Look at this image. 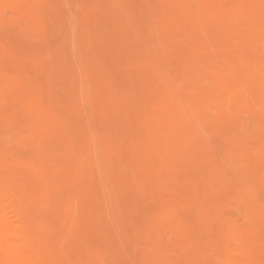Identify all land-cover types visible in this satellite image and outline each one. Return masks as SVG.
Listing matches in <instances>:
<instances>
[{
  "label": "bare ground",
  "instance_id": "bare-ground-1",
  "mask_svg": "<svg viewBox=\"0 0 264 264\" xmlns=\"http://www.w3.org/2000/svg\"><path fill=\"white\" fill-rule=\"evenodd\" d=\"M7 1V0H6ZM6 1L4 2V1H1L0 0V2H2V5H3V3H5L6 4ZM9 1V0H8ZM11 2H12V4L13 5H8V3L6 4L7 6H10L9 8L11 9L12 8V11H13V9H14V7H17V11H15L16 10V8L14 9V11L13 12H17V16H18V13H21V17H23V16H25V17H23V18H25V19H27V21H25L26 22V24H25V22H23L25 25H27L28 24V22L29 21H31V24L32 23H35V22H37V24L35 25L34 24V27L36 26V28L38 29H41L40 27L42 26V29H43V26H44V24L42 25V23H44L43 22V15H45V17H46V12H44V14H43V10H42V8L44 7H46V6H44V5H46V2L44 3V5H43V1H41V2H39V3H33V0H10ZM49 3L51 2V1H49V0H47ZM90 1V0H89ZM107 1H109V0H107ZM132 1V0H131ZM143 0H141L140 2H142ZM150 1V3H151V1H152V4H150L149 5V7H154V8H146V7H148L147 6V4L144 6L143 5V2H142V5L141 6H143V7H145V9H147L148 11V13L147 14H145L146 16H149V15H151V13H152V16L151 17H153V19H152V21H150V25H148L149 23H148V18L145 16V18H146V20L144 21V20H138V19H136V17H135V19L133 18H131L133 21L135 20H137V22L138 21H141V22H139V25H141V26H137V25H134V24H132V25H130V21L131 22H133L132 20H130V19H128L131 15L130 14H128V16H127V13H128V11H127V9H125V7L127 8V4H125V3H127V2H125V0H112L110 3H107L106 4V10H104L105 9V7L103 6V5H101L103 2H102V0H98V1H95V0H93V2H95L96 4H94L93 6L95 7H97V9H96V11H94V12H96L95 13V15H93L94 17H96L97 15L96 14H99V13H101L100 11H98L99 9V7H100V9L102 10V8L101 7H103V10H104V13H101V15H99L100 16V19H101V16H102V14H104V16H105V19H106V21H105V24H104V29H106V27H105V25H106V22H107V19H109L110 21V24H111V30H113L114 31V33H115V36H111V38L108 40V38H109V35H108V33L106 34V32H108V31H106V30H108V29H106L105 31H104V34H106V35H108V38H107V40L109 41V43L108 42H105V43H103V41H104V39H102V41H101V43H103V45L105 44V45H107V44H109L110 45V47H109V51H108V57L106 58V54H105V52L104 53H101V49H103V48H101L100 47V45L101 44H99V45H97L96 46V44L98 43V41H95V40H98V39H100L99 37H101L102 38V36H98V39H95L96 37H97V35H96V33H94L95 34V36L96 37H94L93 38V40H91L92 39V37H91V35H90V37H91V39H88L87 41L84 39V38H82L83 40H84V43L85 44H82L83 42H82V39H80L79 37L80 36H82V35H84V32H83V34H81L80 35V33H81V31H80V28L82 29H84V27H86V25H89L88 23H87V21L89 22V18L90 17H87L88 15H86V17L88 18H85L84 19V15L79 11V9H81L80 8V6H78V5H80V4H76V5H73V6H75V7H73L72 9H73V11H76L75 10V8H77L76 6H78L79 7V9H78V11H77V13L78 12H80V14H78L79 15V17H78V15L75 13V12H73V18H74V22L72 23V25L74 24V23H76L75 25H77L78 23H79V21H81L82 22V26H80L81 24L79 23V25L78 26H80V28L79 27H77L76 26V28L78 29V31H77V33H79V35L77 34H75V29L76 28H74V25H73V27H72V25H71V22L73 21V19H72V21H70L69 23V25H71V29H69L70 28V26L69 27H67V26H65V28H62V32L66 29V27L68 28V30H70L71 31V33L73 34V39L71 38V36H69L68 38H71V40L73 41V42H75V40H77V37H74V34H75V36H78V42H76L77 43V46L79 45V44H82L83 45V48H81L80 50H81V52H78V54H76V58L74 57L75 55H74V52H72V53H70L71 55L73 54L74 56H71L72 57V59L70 60V61H68V59L69 58H71L70 56H69V54H67V53H64V54H62V56L64 55L65 56V59H64V62L66 61V56L68 55L69 56V58H67V63H64L65 64V70L64 69H62V70H64V72H62V75H60V76H63V78L65 79H63V81H66L65 83H63V81L62 82H57V80H60V79H58L56 76V81L55 82H57V83H55L54 82V85L53 84H50L49 86L51 87L52 86V88L51 89H53V88H55V84H58L57 86H56V88L57 89H61V87H62V89H61V91H64V95L65 96H67V98L68 99H70L71 100V103L73 104L76 100H78V102L80 103V104H77V105H81V102H87V101H89V100H93L94 101V99H96L97 101L98 100H103V102L104 101H106V103H108L110 106H111V108H113L114 107V109H111L110 108V106L108 105V109H104V108H102L101 110H103L104 109V112H103V114L104 113H106V112H110V111H114L115 110V107H116V109H117V107L119 108V109H117L118 111L123 107V109H125V112L127 111L129 114H132L133 113V115L131 116V115H127V113H125L124 112V110H120L119 111V113H121V114H123V115H121V114H119L118 113V115H120V116H122L121 117V121L117 124V122H116V125H122L121 126V128H119L118 126H116L115 124H111V126L113 125L114 127H118V130H117V128H114V127H110L109 128V130H110V132H113L114 130L116 131V132H119V134H120V136L119 137H121V138H123V135H121L122 133L124 134V131H126V136H128V139H129V133H133V134H135V132H137V131H134V130H138V132H139V130H140V133H141V135L143 136V134H142V132H144L145 131V136H143V137H138V132L135 134V135H133V136H135V137H131V135H130V140H128V141H130V142H132V144L130 143V142H127V140L125 141V139H122V140H120L121 138H119L118 139V141L119 142H117L116 143V139H114V137H113V139H112V137H111V135L109 136L108 134H110V132L107 130V127H105L104 126V124H103V126L101 125V126H99V124H97V126L96 125H93L94 126V128L93 129H95V130H97L96 132H95V130H92V131H94V132H92L90 129H89V127L87 126V124L85 123V121L86 122H89L90 120H91V116H89V110L90 109H92L93 108V110H94V108H95V106H93V103L95 104H97L98 102L95 100V102H92L91 101V103H92V106H90L89 105V109L87 110V109H84V111L82 110V111H79L78 109H83V108H81L83 105H85V104H83V105H81V106H79V108L77 109L78 111V115H88L89 116V119H88V117L86 116V117H84L83 116V119L85 118L86 120H84L83 121V119L82 118H80V117H82V116H80V117H78V115H77V113H76V115H77V117L76 118H74V115H72L73 116V120H74V123L72 122V119H69V120H67L66 119V121H63L62 119H60L61 117V114L63 113V112H65L66 114H63L64 116H66L67 118L69 117V118H72V116H69L68 114H67V110L68 109H70V107H68V104L69 103H65L64 102V104H66V106L68 107V109H67V107H63V104L61 103L62 102V100H66V99H64L63 97H61L62 98V100H60V105L62 104V107L60 108V109H62V108H64V110H66V111H63L62 113H61V111H60V109L59 110H57V111H55L54 113H52V109H51V112H50V110L48 109V108H45L46 107V103L48 104V103H50V98H51V96H53L52 94H54L55 95V93H60L59 91L58 92H56V88L55 89H53V92H54V90H55V92L54 93H51L50 95L51 96H49L48 97V99L46 100L45 98H47V97H45L46 95H43V97H45L44 99V101L43 102H45V103H42V101H40L41 99H42V97L41 98H39V96L41 95V94H39V92H37V90L39 91V89H35V88H40V89H42L43 88V86L44 85H46V83H43L42 85L40 84V83H38V82H36V78H34V79H32L31 78V76H33V74H34V71H32L29 67H24V68H22L21 70H20V72L18 71V72H16L17 73V76L15 75V77H13L11 74H9V72L8 71H10L11 69H13V64H10V68L11 69H9V70H7L6 71V73L4 72V70H3V67L5 66V65H3V67L0 65V97L4 100V98L3 97H7L6 99H5V102L0 98V170H1V167L3 166V167H7L8 166V162H9V160L8 159H10V161H12V159H11V157L10 158H7L6 157V155L3 157V153L6 151L7 153H8V149H10L11 148V150H12V148L14 147V148H16L15 150H18L17 148L18 147H15V145L12 147V146H10V145H8V147L9 148H7L6 147V145H7V140H9V139H7L6 138V136H7V134H8V132H13L14 134H16L15 132V130H17V129H15V128H17L18 127V129L22 132V128H26L27 126H24V124L23 123H25L26 122V118H27V121H29L28 120V118H30V123H31V125L33 126V129H35L36 131H38L39 133H43V134H40L41 135V137H40V135H38L36 132H35V130H33L34 132L32 133L33 135H35V136H37V138H38V140H39V142L42 144H40L39 146H42V148H44V150H46L47 149V147H45L46 146V144H47V142H48V140L47 139H49V136H50V139H49V144H50V142H52V140L51 139H59L58 141H61L60 143H62L61 145H62V149H61V151L63 150V152L62 153H60L59 155H58V152H56V153H53L54 151L53 150H55L54 148H53V146L51 145V147L53 148H51L52 149V153H51V149L49 148L48 149V156L50 155V154H54V156H55V159L56 160H58V158H59V160H60V158H62V160H60V161H58L59 163H57L58 164V166H59V164H60V166L59 167H61L60 169H61V172H65L66 171V169L64 170V169H62V167L63 168H67V169H69V171H66L64 174L62 173V175H61V178H62V176H63V178H62V180H61V178L59 177L60 175L59 174H61V172H60V169H58V167H57V164H56V167L55 166H52L51 167V171H53L52 170V168L56 171V169L58 170V172L59 173H57V174H53V176L54 175H57V177H59L58 179L60 180L59 182H60V184H63L62 185V187H60V185L59 184H57V183H59L58 182V179H55L54 180V178L56 177H51V179H53L54 181L53 182H51V183H49L48 184V179L47 178H45L47 175H48V173H47V171L45 172L44 170H42V169H40L39 168V166L38 165H41V164H39L40 162H44L45 161V158H46V161L48 160L47 159V157H45L44 155H40L41 157V161H39V163L37 164V162H38V158H36L35 159V157L33 158L32 157V155L30 156L29 155V152L27 153L29 156H26V160H24L25 159V156H24V158H21V157H18V158H16L15 160H13L14 162H16L18 165H20V166H18V167H21V169L20 168H13L11 171L12 172H15L16 170V172H15V175H16V173L18 172V175L19 174H21L20 176H22V177H24V175H22L23 174V172H25L26 170H28L29 172H31V174H30V176H29V178L30 177H34L35 179H36V183H38V180H39V182L40 183H38V185L39 184H41V186L42 187H45V185H46V187H47V185H52L53 187L54 186H57V185H59V186H57L58 188L60 187V188H64V184H67V186H68V184L70 183V180L71 179H67L66 177L64 178V175H66V176H68V178H72L74 181H72L73 182V184H72V182L69 184V187L70 186H72L71 188L73 189V191H72V189L70 188V190H68L69 189V187H65V189H61L62 191L63 190H65V194H63L62 196L63 197H61V194H62V192L60 191V189H59V191L60 192H54L53 191V189H55V187L54 188H52V186H51V189H52V192H54V194L53 195H56V197H58L59 195H57V193H60V196L57 198L58 200H56V197L55 196H49L51 193H49L50 192V188L49 187H47L48 189H45L44 188V192L42 191L43 190V188H41L42 190H41V192L43 193H41L42 194V196L41 197H39L38 196V200H40V202L39 203H41V204H44V203H47L48 201L47 200H49V197H52V198H54V199H51L50 198V200H54V201H52V202H56V203H59V200L62 198L63 199V201H64V203H62V204H59V205H57V206H59V208L61 207V206H65L63 209H62V211L61 210H59V211H57V209H58V207H56V206H54L52 203L50 204L51 206H52V209L55 207V208H57L56 210H54V211H57V213H60V216L62 217L61 219H65L64 217H66V219H68L69 221H67L66 219V221L65 222H61V223H66V222H69V226H68V228L67 227H65L64 225V229H66V231L64 232V233H66L65 234V237H62V239L63 238H65L64 240H67L66 238H68V244L69 245H71L69 242L71 241V243H73L72 245H74V243H76V241L75 240H72L71 238H69L68 236H70V237H72V235L73 236H75L76 237V235L78 234V233H80V235L81 234H83V235H87V232H89L88 234H90V237L92 236V238H94V236H97L98 234H99V231L101 232V230H100V223H101V221H100V223L98 222V220H96L98 217H96L100 212H101V210L103 209V212H104V208H105V206H106V203H108V205H111L112 207H114V211H115V208H116V210L118 211V213H120L119 215H121L122 213H123V211H122V209L123 208H119V206L120 205H118L119 203H123V202H121V200H120V202H117V201H115L116 199H117V196H118V192L117 193H115V192H113V191H110L111 189V185L112 184H110V188H109V186H108V184L110 183L108 180H106V179H104V180H101V183H100V181H99V179L100 178H98V177H100L99 176V174L101 175L102 173H99L98 171H100L101 169L99 168L100 167V164L99 163H101V161L102 160H100L99 159V157L97 156V153H96V158H98L97 160H96V158H94V157H92V153L90 154V150H91V146H93L94 144V142H95V144H96V149H98V143H97V140H98V138H99V135L101 134L102 135V133H103V130H104V132H105V130L107 131V132H109V133H106L110 138H109V140L111 139L113 142H110L109 144H108V138L107 137H105L106 138V140H104L103 139V142H101V141H99L100 142V149H98L99 151H97L98 153H100L101 155L100 156H102L103 155V161H102V163H106L105 161H110L109 163H110V165H112V163H113V165H112V168H113V166L115 167V166H117V164H119L118 162L116 163V160L118 159L119 160V162H121L120 161V158L121 157H124L125 156V158H127V160L125 159L124 161H125V169L127 168L128 169V167L130 166L131 168H132V166L134 167V168H136L137 167V172L139 171V172H141L142 171V173H137V176H139V178L141 179V181H140V184H142V186H144V185H147L149 182H146V181H149L151 178H153V176H152V173H154V172H152L151 173V171L150 170H153V171H156L157 170V168H156V165H157V167H160V165L162 166V165H164L163 167L166 169V165H169V170L171 171V172H174V170L177 172H174V174L173 173H170V171H169V175L171 174L172 175V177L173 178H176V176H177V178L175 179V181H173L174 179H172V178H169L168 176H166L167 178H169L168 180H167V178L165 179L166 181L165 182H167L168 181V183H169V185L172 183V184H174L173 182H176L178 179H184V181H186L185 179H187L188 181H187V183L186 182H183V180H182V182H183V184L184 183H186V184H189V185H186V186H183V185H181V181L179 182V181H177L174 185L175 186H177L176 184H178V185H180V188L177 186V188L176 187H174V185H173V187L174 188H176V189H180V190H182L181 188H184V190L186 191L185 192V195H186V193H187V191L190 189V187H191V189H193V190H190V191H192V192H188L189 194H187L188 195V199H190L191 197H193V198H191V199H193V203H195V197L194 196H192V195H195V193L196 192H198V194H199V197L196 199V204H195V206L191 203H186V200H187V197H183L184 199H182V200H184V201H181V198H182V195L184 194V190L183 191H181V192H183V193H180V190H179V193H178V191H176V189H175V192H177V197H179L180 196V199L178 198V200H174L173 198L175 197V199H177V197L176 196H174V194H173V198L171 199V196H168L171 200H167V199H169V198H167L166 200L168 201L167 203H166V205L164 206V205H162V204H158L159 202L160 203H164V202H161V201H159L160 200V195L162 196V194H161V188H158V186L160 185V183L158 184L157 182L160 180V178H159V180H157L156 182L154 181V184L156 183L157 184V186H154V184H150L151 186H152V188L154 187V190L156 189V188H158V189H160V190H157L156 189V191L157 192H160V194L159 193H157L156 191V193L157 194H159V195H155V194H153L154 196H156V197H154V199L157 201V197H158V203L157 202H153V199H151V201H152V203L151 204H154V203H157L156 204V206L154 205L153 207H156L157 208V210H158V208L159 207H161V208H159V209H161V210H158L159 212L158 213H156L157 212V210L155 211V209L154 208H152V209H154V212L156 213L155 215L153 214V210L151 211V213H152V215H148V216H151L150 218H151V220L149 219V217H147V214H150V211H149V213H148V210L147 211H145V212H147V214H145L146 216V219L144 220L145 221V223H146V220H147V218L149 219L147 222L148 223H146V227H144V225H145V223H144V221H143V219H144V216H143V219H141V222H142V224L141 225H137V223H133V222H130L129 220H131L132 218H128L127 216H129V214H132L133 215V217H134V211L136 212L135 213V215H139V219H136V222H138V220L140 221V215H141V212H143V211H141V209L139 210V209H137L138 208V206H136V204H134L135 203V201L137 200H135L134 198V196H132V195H138L139 193H141V192H138L137 194L136 193H130L131 191H133V188L134 187H137L136 189H138V187H139V185L138 184H136L135 182L133 183V182H131V183H133V185L134 184H136V185H134V187L132 188L131 186H133L131 183V190H130V192H128V193H130V195H129V197H131V198H129V200H130V203H132L133 205H134V207L136 208H134L133 209V205L131 206V204H129V211L127 212V216H122V219L124 218V219H126V218H128V219H126V220H128V221H126L127 222V224L125 223V225H126V228H124L125 227V225L123 224V222H125L124 220H122L121 221V223H122V225H124V226H122L126 231H127V233L130 231V230H133L134 228V230L133 231H135L136 229L138 230H136L138 233L137 234H140V232H142L141 234L143 235V238H142V241H143V239H144V241L143 242H147L148 240H146V237L148 236L149 237V239H151V241H148L147 243H143L142 241V243H143V245L142 246H144V247H142V249L139 247V245H138V243H136L135 245L133 244V243H131V241L133 240V241H135V240H140L141 239V236H139L140 238H136V235H134V234H132V231H130L129 232V234H127L126 233V231H122V232H125V233H123V234H125V236L124 237H126V235H131L132 234V236H133V238H134V236H135V238L136 239H133L132 238V236H130V238L127 236V240L125 241V239H124V244H126V245H124V246H126L125 248L124 247H122L121 245H123L122 244V242H123V240H121L122 239V236L121 237H119V240H117V245H118V241H120V243H121V245H119L118 247H117V245H115L116 243H114V242H116L115 240L114 241H112V240H110L111 242H109L108 240L109 239H116V237L115 236H113L112 237V235L114 234V235H116V234H118L119 232H116V233H113L114 231H113V228H112V230H111V233H112V235H109L110 234V232L109 231H107V229L108 230H110L111 229V226L113 227L114 225H111V226H108L109 225V223H107L106 224V221H104V220H106L107 218H106V216H108V215H104V216H100L102 213H100L98 216H99V220L102 218L103 219V221H102V223L103 222H105V223H103V225L105 224L106 226H105V228H106V230H104L105 228L103 227V231H102V233L101 234H99V235H101L102 236V234L104 233V232H106L107 233V235L109 236L108 238H107V235H106V233H104L103 234V237L104 236H106V237H104L105 239L103 240L102 238H100L101 239V241L97 238V237H99V236H97L96 238V241H100L99 243H101L102 242V240H103V242L105 243V241H106V239H108L107 241L109 242H107L106 241V243L107 244H109V246H108V248L109 247H112L113 248V246L115 245L116 246V248H121V250L119 249H114L113 248V250L115 251V253L113 252V251H111V249L109 248H107V244L105 245L104 243H103V245L104 246H106V248L103 246V245H99V244H94V246L93 245H90V249H92L91 248V246H93V248L94 247H96V245L98 246V248H100V249H98L97 247V249L98 250H101V248L103 249V248H105L106 250L108 249L109 250V252H113V253H111V256H112V254H114L113 256H115V254H116V251H121L122 252V250L124 251V249H125V251H124V253L123 254H125L126 253V250H130V251H132V252H129V254H128V251H127V253H126V255L128 254L129 255V257H127V259L128 258H130V262H126V261H129V260H126L125 261V263H130V264H134V262H136V261H134V260H132V259H134V257L135 258H137V262H136V264H264V254H263V249H264V243L262 244V241L263 240H259V241H261V245H260V243H258L259 241L258 240H256V238H260V236L259 235H264V107L262 108V106H260V105H262V104H264V78L262 79L261 77V79H259L258 77H257V75H256V71H254V69H255V67H254V63H252L253 62V59H251V57L250 56H248L247 57V55L245 54V53H247V52H245V53H243V51L241 52V53H239V54H237L236 56H235V54H234V57L232 58V59H229L228 57V59L226 58V52H223V51H225L224 49H226L225 48V46H224V48L222 47V49H223V51H222V53H224V54H222V55H226V56H222V57H217L216 59H214L215 57V55L213 56V54H214V50L213 51H211L212 53V55L211 56H213L211 59L209 58L210 57V55H209V53H207V52H205L206 50H204V47H205V49H207V51H208V46H207V44L205 43V41L204 40H202L201 39V37H200V33H199V31H200V29H199V27L201 26V28H202V26H204V27H208V26H210V27H215L214 25H216V26H220L221 28H222V30H224L225 29V31H226V34H227V36H226V38H227V40L229 39V37H231L233 34H235V33H233V34H231V31L233 30V31H235V29H237L236 28V26L237 25H239L241 28H240V34H239V37H240V43H238L242 48H244V46L245 45H249V46H252V45H254V47H256L257 48V46L256 45H258V44H260V43H257V41H259V39L260 38H263L264 39V0H237L238 1V3H240L239 5H236L235 6V4L237 3V1H235V4H233V2L234 1H232L231 3L233 4V6H232V4L231 3H229L231 6L226 10V9H224V10H226V11H223V8H222V6H221V4H220V0H197L198 1V3L196 4V6H195V4L193 3V0H147V1H144V2H146V3H148ZM194 1H196V0H194ZM231 1V0H230ZM10 2V3H11ZM72 2V1H71ZM91 2V1H90ZM89 2V3H90ZM134 2V1H133ZM137 2H139V1H137ZM217 2V3H216ZM227 2V1H226ZM80 3V2H79ZM84 3H88V0L86 1H84L83 2V4ZM88 3V4H89ZM237 3V4H238ZM81 4H82V1H81ZM83 4H82V6H83ZM87 4V5H88ZM126 6H125V5ZM132 4H135V3H132ZM139 3H137L136 5H138ZM225 3H223V5H224ZM228 3L226 4V5H229ZM6 5H4V10L3 11H6ZM42 5H43V7H42ZM56 5V4H55ZM66 5V4H65ZM87 5H85V6H87ZM123 5L125 6L124 7V9L126 10L125 12H126V16H125V12H124V9L122 8L123 7ZM136 5L135 6H133V9H134V7H136ZM152 5V6H151ZM13 6V7H12ZM51 6V5H50ZM139 6L140 5H138V7H137V11L140 9L139 8ZM70 7H71V5H70ZM91 8V5L89 4V6H88V8ZM94 7L92 8V10L94 9ZM9 8H7V9H9ZM48 8V7H47ZM47 8H45L46 10H47ZM139 8V9H138ZM142 8V7H141ZM226 8V7H225ZM19 9V10H18ZM71 9V8H70ZM123 9V10H122ZM151 11H150V10ZM1 10V9H0ZM42 10V11H41ZM49 10H51L52 11V9H49ZM136 10V9H135ZM134 10V11H135ZM8 11V10H7ZM71 11V10H70ZM150 11V12H149ZM12 12V13H13ZM48 12H50V11H48ZM47 12V13H48ZM86 12V11H85ZM136 12V11H135ZM139 12V14H136V13H138ZM138 12H136L135 14L137 15V16H143V14L142 13H140V11H138ZM142 12V11H141ZM7 13V12H6ZM53 13H54V11H53ZM144 13H145V11H144ZM49 14V13H48ZM74 14H76L77 15V17H76V15H74ZM120 14L122 15V14H124V16H122V18L123 17H127V19L126 20H123L121 17H119L120 16ZM134 14V15H135ZM50 15V14H49ZM47 15L48 17H51L52 15ZM72 15V14H71ZM70 15V18L72 17ZM83 17H82V16ZM92 15V14H91ZM130 15V16H129ZM53 16H54V14H53ZM52 16V17H53ZM5 17V16H4ZM7 17H8V15H7ZM6 17V18H7ZM12 17V16H11ZM14 17V16H13ZM20 17V18H21ZM47 17V18H48ZM50 18V19H44V21L46 20L48 23H46V24H51V23H49L50 22V20L51 21H53L52 19L53 18ZM69 17V16H68ZM75 17H76V20L78 19H80L81 17V19L82 20H77V22H76V20H75ZM118 17H119V19L121 18L122 20H118ZM132 17V16H131ZM18 19H19V17H17ZM17 18H16V14H15V20L16 21H18L17 20ZM70 18H68L69 20H70ZM104 18V17H103ZM124 18V19H125ZM3 19V18H2ZM84 19V20H83ZM99 19V18H98ZM97 19V20H98ZM1 20V19H0ZM5 20V19H4ZM7 20V19H6ZM10 20V19H9ZM21 20H22V18H21ZM69 20H67L66 21V25H67V22L69 21ZM97 20H96V23H97ZM127 20H129V25L130 26H132L131 27V29H129L131 32H132V34H133V32L135 33V34H131L130 33V35H132L133 36V39H134V37L135 36H137L136 38H135V40H134V42H130V40L132 39L131 37H126L127 36V30H128V28L127 29H125V31H123V32H125V34H123L122 35V30L124 29V28H126V27H128V25H127V22H125L126 23V27H124L125 26V23L123 22V21H127ZM3 21V20H2ZM2 21L0 22V24L2 23ZM19 21H20V19H19ZM23 21V20H22ZM34 21V22H33ZM58 21L59 22H57L56 20L55 21H53V23L54 22H57L58 23V25H56L57 26V28H58V26L60 25L59 23H60V21H61V19H58ZM84 21H86L85 23H86V25H85V23H84ZM95 21V20H94ZM99 21H101V23H102V21H103V19H101V20H98V23H99ZM122 21V22H121ZM134 21V22H135ZM235 21H238L239 23L237 24V23H235ZM21 22V21H20ZM20 22H18V23H20ZM65 22V21H64ZM91 22H93L92 21V19H91ZM133 22V23H134ZM144 22H145V24H144ZM14 23V22H13ZM22 23V22H21ZM30 23V22H29ZM57 23H54V24H57ZM96 23H93V28L91 27L89 30L90 31H86V29H85V31L87 32V33H93V31L91 32V30L92 29H94V24H96ZM101 23H99L98 25H97V27L98 28H102V26H101ZM6 24V23H5ZM5 24H2V25H4L5 27H8V25L6 26ZM7 24H8V22H7ZM31 24L29 25H27V27L29 26H31ZM46 24H45V27H46ZM108 24V23H107ZM138 24V23H137ZM10 25H12V24H10ZM84 25V26H83ZM99 25H100V27H99ZM103 25V24H102ZM249 25V26H248ZM3 26V27H4ZM20 26H21V24H20ZM19 26V27H20ZM51 26H52V24H51ZM54 26V25H53ZM61 26V25H60ZM62 26H63V24H62ZM96 26V25H95ZM135 26V27H134ZM144 26H149V27H144ZM242 26H248V28L249 29H246L245 27H243L242 28ZM251 26V27H250ZM11 27V26H10ZM13 27H16V26H12V28L10 29L9 27V31H13V33H14V29H13ZM18 27V28H19ZM26 27V28H27ZM44 27V28H45ZM50 26H47V28H49ZM97 27L95 28V29H97ZM142 27H144V28H142ZM203 27V28H204ZM1 28V27H0ZM17 28V27H16ZM15 28V29H16ZM22 28H24V26L22 27ZM51 28V27H50ZM55 28V27H54ZM73 28H74V33H73ZM87 28V27H86ZM102 28V30H104ZM133 28L136 30H133ZM138 28V29H137ZM140 28H142L143 29V31H142V29L140 30ZM202 28V29H203ZM220 28V29H221ZM245 28V29H244ZM2 29V28H1ZM0 29V31H1V33H2V30L3 31H5V28H3L2 30ZM37 29H35L34 28V30H36L37 31ZM52 29V28H51ZM59 29V28H58ZM60 29H61V27H60ZM60 29H59V31L58 32H61L60 31ZM76 29V30H77ZM149 29H150V32H149ZM24 30V32H25V28L23 29ZM28 30H29V28H28ZM30 30H32L33 31V29H32V27H30ZM29 30V31H30ZM44 30V29H43ZM47 30H49V29H47ZM53 30V29H52ZM57 30V29H56ZM56 30H54L53 31V33H55V31ZM99 29H97V31H98ZM101 30V29H100ZM99 30V34H101L102 35V31H100ZM129 30H128V33H129ZM137 30H138V32H137ZM144 30H146V31H144ZM70 31H67V33L69 34L70 33ZM96 31V30H95ZM121 31V33L119 34V32ZM140 31V32H139ZM217 31H219V28H218V30ZM20 29H19V32H18V29H16V34H17V36L19 35V36H21L20 35ZM26 32H27V29H26ZM37 32H39V31H37ZM43 32V31H42ZM41 32V33H42ZM46 32V31H45ZM57 32V31H56ZM61 32V33H62ZM65 32V31H64ZM85 32V33H86ZM142 32V33H141ZM143 32H144V34H143ZM203 32V31H202ZM201 32V33H202ZM208 32V31H207ZM9 33V32H8ZM11 33V32H10ZM9 33V34H10ZM29 33V32H28ZM48 33V32H47ZM50 33V32H49ZM52 33V34H53ZM139 33V34H138ZM190 33L191 34H196V36H198V45L197 44H191V42H190V39L192 38V36L193 35H191L190 37V39L188 38V41H189V44H187L186 45V43H187V36H189L190 35ZM199 33V34H198ZM203 33H205V32H203ZM216 33V32H215ZM215 33H212V34H215ZM221 33V32H220ZM3 34L5 35V32H3ZM9 34H8V36H9ZM16 34L14 33L13 35H15L16 36ZM22 34H24L23 32H22ZM38 34V33H37ZM44 33H42V34H40L39 33V36L41 35V38H44V36H42ZM68 34H65L66 36L68 35ZM94 34H93V36H94ZM98 34V33H97ZM98 34V35H99ZM137 34V35H136ZM226 34H222V36L223 35H226ZM11 35H12V33H11ZM27 35V34H26ZM25 35V36H26ZM29 35H30V33H29ZM34 35V34H33ZM44 35H46L47 36V34L45 33ZM49 35H51V33L49 34ZM54 35V34H53ZM111 35H112V33H111ZM114 35V34H113ZM124 35H126V36H124ZM135 35V36H134ZM145 36L146 38L144 39V37L143 36ZM203 35V34H202ZM204 35H206L207 36V34H204ZM230 35V36H229ZM0 36H1V34H0ZM3 36V35H2ZM2 36H1V38H2ZM8 36H3V37H5V38H7ZM18 36V37H19ZM32 36V35H31ZM38 36V35H37ZM46 36H45V38L44 39H48L47 41H49V38H46ZM84 36H86V34L84 35ZM88 36V35H87ZM138 36H141V38L139 37V39H140V41L137 39L138 38ZM196 36H195V38H196ZM205 36V37H206ZM208 36H210L209 34H208ZM212 36V35H211ZM216 37H220L219 35H215ZM221 36V38H223ZM238 36V35H237ZM49 37H51V36H49ZM89 36L88 37H86V38H90ZM104 37H105V35H104ZM194 37V36H193ZM204 37V36H203ZM233 38L234 37H236V35L234 36H232ZM232 37H231V39H232ZM9 38H10V36H9ZM16 38V37H15ZM29 38V39H28ZM26 37V40H31V38L32 37ZM36 38V37H35ZM67 38V42H69L70 40ZM130 40H129V39ZM214 38V37H213ZM225 38V39H226ZM3 39V38H2ZM8 39V38H7ZM38 39V38H37ZM51 39H52V37H51ZM65 39V38H64ZM75 39V40H74ZM80 39V40H79ZM95 39V40H94ZM138 41H137V40ZM141 39H142V41H141ZM144 39V40H143ZM206 39H207V37H206ZM210 39V40H209ZM207 41H210L211 43H212V39L211 38H209ZM9 40V39H8ZM21 40H25V38H22L21 39V37L19 38V42L18 43H14L13 41H12V43H11V45H10V47H4V48H7V50H12V46H14V45H18V44H20V42H21ZM40 40H43V39H39V41ZM101 40V39H100ZM107 40H105V41H107ZM214 40H215V38H214ZM219 40V39H218ZM221 40V39H220ZM218 41V43L220 44V42L222 43V40L221 41ZM234 40V39H233ZM44 41V40H43ZM53 41H54V38H53V40H52V42H51V40H50V43H53ZM79 41H81V42H79ZM95 41V42H94ZM192 41H193V38H192ZM196 41V40H195ZM234 41H237V40H234ZM262 42V44H263V40H261ZM10 42H11V40H10ZM9 42V43H10ZM31 42H33V41H31ZM37 43V46L40 48V45L39 44H41V41L38 43V41H36ZM71 42V41H70ZM215 42V41H214ZM226 42V41H225ZM224 42V43H225ZM227 42H229L230 43V40H228ZM232 42V41H231ZM76 43H75V45H76ZM96 43V44H95ZM100 43V42H99ZM141 43L142 44H144V46H142L141 45ZM192 43H194V42H192ZM211 43H209V44H211ZM217 43V42H216ZM217 43V44H218ZM228 43V44H229ZM23 44H25V42L23 43L22 42V44H20L21 46L23 45ZM42 44H43V42H42ZM44 44H45V41H44ZM43 44V46H45ZM48 44V43H47ZM46 44V46L45 47H48V45ZM56 44V43H55ZM215 44V43H214ZM217 44H215L216 45V47H218V46H220V45H222V44H220V45H217ZM236 45H238L237 43H235ZM53 45H54V43H53ZM74 45V46H75ZM139 45H141L142 47H143V50H142V48H141V46H140V48H141V50H142V52H144V51H146V50H148V51H146V53H147V55L149 54V51L151 50V54H152V56H151V54H149L148 56H149V61L147 60H144V62H142V57H143V53L141 54V56L142 57H140V60H141V62L142 63H140V61H138V63H136V64H133V63H135V61L134 60H132V58L131 57H133V56H136V55H134L135 53V51L134 52H132V56H131V52H130V50H129V53H130V55L128 54V47H130V49H132L131 47H133V50H134V48L137 46V47H139ZM152 45H153V47H152ZM178 46V47H176L177 48V50H176V48H175V46ZM180 45H182V46H180ZM211 45H213V44H211ZM261 45V44H260ZM26 46V45H25ZM37 46H35L36 47V50H37ZM50 46H51V44H50ZM58 46V45H57ZM186 48V50L184 49V47ZM231 46L232 45H230L229 46V48H231ZM1 47H2V45H1ZM52 47V46H51ZM72 47H73V45H72ZM72 47H71V49H72ZM79 48L80 47H82L81 45H79L78 46ZM99 47V48H98ZM105 47V46H104ZM175 48V50H174V48ZM180 47H182V49L184 50H182V51H180ZM206 47H208V48H206ZM233 47H234V45H233ZM237 47H239V46H236V48ZM246 47V46H245ZM253 47V48H254ZM261 48V49H259V50H262L263 51V53H264V46L262 47V46H258V48ZM9 48V49H8ZM50 48V47H49ZM48 48V49H49ZM79 48H78V50H79ZM125 48H128V49H126L125 50ZM139 48V49H140ZM152 48H154V49H152ZM173 48V49H172ZM201 48H203V53L201 54V52H200V49ZM212 48V47H211ZM251 48V47H250ZM255 48V49H256ZM263 48V49H262ZM1 49H3V48H1ZM21 49H22V47H21ZM21 49H19V50H21ZM31 49V48H30ZM47 49V48H46ZM52 49H54V53H55V51H60L59 50V47L58 48H56V46L54 45L53 46V48ZM73 49H75V47H73ZM72 49V50H73ZM100 49V50H99ZM222 49H216V50H222ZM238 49V48H237ZM246 49V48H245ZM249 49V48H248ZM254 49V50H255ZM3 50H5V49H3ZM2 50V51H3ZM18 49L16 50V52H15V55H13V56H15L16 57V54L17 53H20V51H19ZM25 51V52H21L20 53V55H22V53L24 54L25 53V55H26V57H24L25 59L24 60H27L28 58H27V56H29V57H31V58H29V59H31L32 60V57H34L33 56V54H30L29 55V53H27V52H29L28 50H27V48L26 49H22V51ZM35 49H34V51H36ZM72 50H70V51H72ZM79 50V51H80ZM137 50H138V48H137ZM178 51L179 53H177V57L179 56V59H177L175 56H176V53L174 52V51ZM210 50V49H209ZM251 50V49H250ZM258 50V49H257ZM19 51V52H18ZM34 51H30V53L32 52V53H34ZM48 51H51V50H48ZM75 51V50H74ZM77 51V50H76ZM102 51H104V49L102 50ZM124 51H127V52H125V54L127 55V58H124ZM173 53H172V52ZM240 51V50H239ZM245 51V50H244ZM246 51H248L247 49H246ZM252 51H253V49H252ZM52 52V53H51ZM50 52V58L49 59H47L46 57L45 58H38L40 61H42V59L44 60H46L47 61V63L50 61V59H54V61H51L50 63H49V65H56V60L59 58L60 59V57H61V55H60V57H59V53H58V55H57V53H56V55H57V59H56V57L55 58H53L54 57V55L52 56L51 54H54L53 53V51H51ZM65 52V51H64ZM68 52V51H67ZM182 52V54H181V56L180 55H178V54H180ZM204 52H205V54H204ZM217 52H219V51H217ZM260 52L261 51H258V53L260 54ZM2 53V52H1ZM9 52H7L5 55H7ZM36 53V52H35ZM42 53V52H41ZM138 53V52H137ZM145 53V54H146ZM175 53V54H174ZM207 53V54H206ZM226 53V54H225ZM235 53H237V52H235ZM28 54V55H27ZM39 55H41V56H43L44 57V55H42V54H44V53H42V54H40V53H38ZM47 54H48V52H47ZM103 54H105V56L103 55ZM257 54V53H256ZM259 54L257 55L258 56V59H260L261 58V56H259ZM262 54V53H261ZM1 55H3V53L1 54ZM24 55V56H25ZM102 55H103V58H102ZM202 55V56H201ZM218 55H219V53H218ZM12 56V57H13ZM37 56V55H36ZM64 56H63V58H64ZM67 56V57H68ZM38 57V56H37ZM37 57L34 59V60H37ZM129 57L131 58L130 59V61H129ZM1 58H3V56H1L0 57V59ZM17 58V57H16ZM27 58V59H26ZM221 58H223L222 60H220ZM263 58V57H262ZM19 59V61H20V58H18ZM18 59H16L17 60V62H18ZM21 59H23V58H21ZM28 59V61H24V62H26V64L25 65H27L28 63L27 62H29L30 61V64H32L31 63V60H29ZM144 59H147L146 57H145V55H144ZM3 60H4V58H3ZM16 60H12V61H16ZM43 61V63L45 62L46 63V61ZM181 60V62H179ZM5 61V60H4ZM4 61H3V63H4ZM8 61H11V59L10 60H8ZM23 61V60H22ZM22 61H20L19 63H23ZM40 61L37 63V62H35V61H32V62H35V63H33L32 65H38L37 67L36 66H34V67H36V68H39V63H40ZM58 61H60V60H58ZM101 61V62H100ZM133 61V62H132ZM172 61H174V63H177L176 65H173V70H172ZM178 61V62H177ZM258 61L259 60H257L255 63L257 64L258 63ZM1 62V61H0ZM61 62V61H60ZM110 62H115V64L116 65H118V68H119V73H121V76H120V74L119 73H117L118 71H116L115 73H113L114 72V70L113 69H115V68H112V67H115V65H113V66H110L111 67V69H109L108 67L109 66H107V64L108 63H110ZM6 63V62H5ZM10 63H12V62H10ZM16 63V62H15ZM19 63H17V64H19ZM44 63V64H45ZM46 63V64H47ZM262 63H264V61H262ZM1 64V63H0ZM17 64H15L14 66H15V68H16V66H17ZM41 64V63H40ZM43 64V65H44ZM60 64V63H59ZM62 64V63H61ZM150 64H151V66L152 67H150ZM230 64H231V67H233V68H238V70L236 69V70H234L233 68V73L237 76V78H235L236 80H234V78L232 79V76H234V74H230L229 75V73H231L230 72V70L228 69V67L227 68H225V66L227 65V66H230ZM48 65V64H47ZM134 65V66H133ZM149 65V67H146V66H148ZM236 65V66H235ZM241 65H243V66H241ZM258 65L260 66V68H259V71L260 70H264V64H261V62L260 63H258ZM24 66V65H23ZM28 66V65H27ZM63 66V64L60 66V69H61V67ZM135 66H136V69L138 68L140 71H137L136 69H135ZM175 66V67H174ZM40 67H42L41 65H40ZM44 67V66H43ZM48 67V66H47ZM46 67V68H47ZM50 67V66H49ZM52 67V66H51ZM53 67H55V66H53ZM257 67V66H256ZM18 68V67H17ZM45 68V67H44ZM63 68V67H62ZM24 69H27V70H25L24 71ZM30 71H29V70ZM54 69V68H53ZM56 69V68H55ZM59 69V68H58ZM58 69H56L57 71H61V70H58ZM225 69H227V70H225ZM42 71L40 72L41 74H39V76H41L42 78H45L46 76H47V78L50 76V74H52L53 72L52 71H54V70H52L51 72H49V73H47L46 75L45 74H43V71L45 70H43V69H41ZM55 70V72H57ZM136 70V71H135ZM179 71L180 70V75H179V77L178 76H176V74H175V72L174 71ZM229 70V71H228ZM256 70H257V68H256ZM262 70V71H263ZM14 71H15V69H14ZM24 71V72H23ZM171 71V72H170ZM173 71V72H172ZM227 71V74L225 73ZM8 72V73H7ZM12 72V71H11ZM25 72H27V73H25ZM31 72H33V74L31 73ZM38 72V73H39ZM46 72H48V71H46ZM55 72H54V74H55ZM15 73V74H16ZM21 73V74H20ZM27 76H25L24 77V74ZM30 73V74H29ZM44 73H45V71H44ZM65 73V74H64ZM135 73H139V75H137L139 78H140V82L139 81H137V83L138 84H136L135 82H136V80H134L137 76H136V74ZM175 74V76H173L174 74ZM263 73V72H262ZM23 74V75H22ZM28 74V75H27ZM49 74V75H48ZM115 74H117V75H115ZM119 74V75H118ZM14 75V74H13ZM19 75H22V76H19ZM31 75V76H30ZM53 75V74H52ZM229 75V76H228ZM232 75V76H231ZM12 76V77H11ZM36 76H37V80H38V78H40V77H38V75L36 74ZM121 77V79L120 78H118V77ZM124 76V77H123ZM231 76V77H230ZM263 76V75H262ZM21 77H23L22 79H20ZM67 77H68V79H67ZM127 81V79L128 80H130V81H127L126 83H131L132 82V84H131V86H132V88H133V86H135L136 85V87H137V95L134 97V96H130L129 94H127V89H124L123 87H122V85H123V83H124V81H122L123 80V78ZM137 77V78H138ZM24 78H26L27 80H25ZM62 78V77H61ZM127 78V79H126ZM136 78V79H137ZM217 78H218V80H217ZM32 79V80H31ZM50 79V82L52 83V81L53 80H51V79H54L55 80V78L53 77H51V78H49ZM67 79V80H66ZM132 79H133V81H132ZM205 79H206V81H207V79L208 80H210V79H215L214 81H217L216 83L212 80V81H210V82H208L209 83V85H208V83L206 84V83H203V81H205ZM121 80V84H119L120 81ZM139 80V79H138ZM5 81L6 82H8V84H12V89L11 90H7L8 92H10V94H9V97H10V99H12V100H8V95H7V93H6V91H4L3 90V88H2V82L3 83H5ZM25 81V82H24ZM135 81V82H134ZM236 81H238V83L236 82ZM20 83L21 85H20V87H19V84H13V83ZM26 82H29V83H26ZM46 82H48V81H46ZM115 82H117L116 84H115ZM178 82H180V84L178 83ZM60 83H62V85L60 84ZM211 83V84H210ZM212 83H215V86L217 87V91H214L212 88H213V85L214 84H212ZM11 84L9 85L10 86V88H11ZM49 84V83H48ZM4 85H6V83L5 84H3V86ZM28 85H29V87H28ZM30 85H32L31 87H30ZM60 85V87L58 88V86ZM120 85H121V87H120ZM8 86V87H9ZM26 86V89H27V87H28V89H27V91L26 92H29V89L30 90H34L35 92L34 93H37V94H39V96L38 97H36L35 99L37 100V98H39L38 100H37V103H36V101H35V99H33L34 97H32L30 100H28L27 99V97H28V93H24L23 91H24V87ZM49 86H47L46 85V87L48 88ZM54 86V87H53ZM125 86V85H124ZM32 87H35V88H32ZM42 87V88H41ZM45 86H44V88H45V92L43 91V93L42 92H40V93H42V94H44V93H46V94H48L49 92H48V90L49 89H47ZM118 87H120V89L118 88ZM4 88H5V90H6V88H7V86L5 87L4 86ZM9 88V89H10ZM121 88H123V89H121ZM25 89V90H26ZM47 89V90H46ZM50 89V90H51ZM21 90V93H20V95H18L17 94V92L18 91H20ZM49 90V91H50ZM181 91H184L185 93V96H184V94L181 92ZM243 91H244V93H243ZM48 92V93H47ZM50 92H52V90L50 91ZM180 92H181V94H183V95H180ZM30 93H31V91H30ZM29 93V94H30ZM211 93V94H210ZM213 93H216V95L215 94H213ZM57 94V95H58ZM212 94L213 95H215L214 96V98L216 99V98H219L220 99V101L222 102V99L223 100H227V102H228V100H229V103L233 106V108L234 107H238L239 106V104H241V101H240V98L242 99H246V97L247 96H250L254 101H252L251 100V102H253L254 104H256V105H258L257 107H260V109L262 108V112H260V111H258V110H256L257 111V113L256 112H254L255 110H254V106L253 107H248V110H249V112L251 113H254L255 115H254V118L256 117L257 118V120H260V121H258L259 123H254V125H250V126H248V125H246V124H248V123H246V121H243V119H241L242 117V112H241V109H236L235 111H234V109L233 108H230V109H232L233 110V118H231V120H229L228 122H227V117L225 116V119H226V122H220V123H216V121H215V119L213 120L210 116H209V113H207V112H210L211 114H212V111H209L212 107H210V105L208 104V103H210L211 102V100H213L214 98H213V96H212ZM241 94H243L245 97H243V95H241ZM16 95V96H15ZM18 95V96H17ZM32 95V94H31ZM36 95V94H35ZM56 95V96H57ZM63 95V96H64ZM124 95H126V96H124ZM158 95V96H157ZM218 95V96H217ZM241 95V96H240ZM17 97V98H19V99H21L20 101L21 102H26V100H27V102L29 101V104H27L26 106L25 105H23V107L24 108H22V109H19L17 112L16 111H14L13 110V112H15V114H19V113H21V116L22 115H24L25 114V119H22V120H24V122L23 121H21L22 123V125H20V123H19V118L21 117L20 115V117L19 116H17V115H14L13 113H10L8 110L10 109H8V107H13L14 105H13V103H12V101L14 100L12 97ZM37 96V95H36ZM42 96V95H41ZM59 96V95H58ZM64 96V97H65ZM156 96V97H155ZM184 96V99H186V100H184L182 97ZM30 97V96H29ZM28 97V98H29ZM158 97V98H157ZM59 98V97H58ZM92 98V99H91ZM162 98V99H161ZM50 99V100H49ZM57 99V98H56ZM60 99V98H59ZM219 99H218V101H219ZM242 99V100H243ZM250 99V98H249ZM16 100H18V99H15L14 100V102L16 101ZM58 100V99H57ZM214 101V100H213ZM212 101V102H213ZM217 101V100H216ZM246 101H248V99H246V100H244V102H246ZM250 101V100H249ZM248 101V102H249ZM21 102H16V103H20L21 104ZM39 102H40V104H39ZM58 102V101H57ZM67 102V101H66ZM70 102V101H69ZM215 102V101H214ZM225 102V101H224ZM224 102H222V107H223V109H226L224 106ZM256 102V103H255ZM12 104L11 106H8V104ZM15 103V104H16ZM90 103V104H91ZM219 103V104H218ZM252 103V104H253ZM6 104H7V106L8 107H6ZM20 104L18 105V106H20ZM41 104H45V106H43V105H41ZM103 104H105V102L103 103ZM212 106H213V109H214V107L215 106H217L218 105V107H221L220 106V102H217V104L215 103V106L213 105L214 103H210ZM249 104V103H248ZM16 105V106H17ZM50 105V104H49ZM60 105H58V108H59V106ZM224 105V106H223ZM227 106H228V104H226ZM243 105V104H242ZM48 106V105H47ZM73 106V108H75L74 107V105H72ZM86 106L87 105H85L84 107L86 108ZM208 106L210 107V108H208ZM241 106V105H240ZM264 106V105H263ZM57 107V104L55 105V109H57L56 108ZM97 107V106H96ZM104 107V106H103ZM121 107V108H120ZM14 108H15V106H14ZM13 108V109H14ZM18 108H20V107H18ZM101 108V107H100ZM229 108H227L226 110L228 111L229 110ZM241 108V107H240ZM243 108V107H242ZM245 108V107H244ZM47 109V110H46ZM110 109V110H109ZM128 109H129V111H128ZM212 109V110H213ZM216 111H218L219 110V108H217L216 107ZM223 109H221L220 108V110L219 111H222ZM256 109V108H255ZM258 109V108H257ZM15 110H16V108H15ZM49 110V111H48ZM85 110H86V112L88 111L89 113H85ZM93 110L91 111V114H94V115H99L98 117L100 118V116L101 115H103L102 114V112L101 111H99V113H97V114H95L94 112L95 111H97V110H94V112H93ZM106 110H108V111H106ZM117 110H115V112H118ZM232 110H229V112L230 111H232ZM244 110V109H243ZM60 113H59V112ZM71 111H73V109L72 110H68V112H70L71 113ZM76 111V110H75ZM122 111V112H121ZM5 112H6V114H5ZM80 112H82V113H80ZM93 112V113H92ZM224 112H225V110H224ZM223 112V113H224ZM228 112V113H229ZM244 112V111H243ZM248 112V113H249ZM8 113H10V114H8ZM56 113L59 115H56ZM69 113V114H70ZM80 113V114H79ZM228 113H226V114H228ZM247 112H246V115H244V117L245 118H247V114H248ZM90 114V115H91ZM108 116H110L111 117V112L110 113H106ZM110 114V115H109ZM230 114L232 115V113L230 112ZM244 114V113H243ZM13 115H14V118H16L14 121H13ZM113 115L115 116V113L113 112ZM112 115V116H113ZM220 115H223V114H220ZM230 115V116H231ZM111 117L112 118V120L113 121H111V123L113 122L114 123V119H115V117ZM119 116V117H120ZM133 117L132 119L130 118V117ZM135 116V117H134ZM213 116H215V115H213ZM250 117L252 116V115H249ZM63 117V116H62ZM65 117V118H66ZM102 117H104V115L102 116ZM100 118V120L101 121H103L102 119L103 118ZM107 117V116H106ZM106 117H104L105 119H106ZM218 117V116H217ZM114 118V119H113ZM122 118H123V120H122ZM211 118V119H210ZM219 118H221L220 116H219ZM223 118V117H222ZM252 119H254L253 117H251ZM256 118L254 119V120H256ZM21 119V118H20ZM78 119H81L80 121L78 120ZM87 119H88V121H87ZM129 119L130 120H135L136 119V122L137 121H140V123H142V121H143V119L145 120V121H147V123H146V125H144V122H143V124H141L143 127H145V129H141V127L139 128V129H134V128H137L138 126H141L140 124L137 126V127H131V125H128V124H126L127 123V121H129ZM248 119V118H247ZM70 120H71V122H70ZM142 120V121H141ZM221 120V119H220ZM245 120V119H244ZM253 120V121H254ZM16 121H18V122H16ZM68 121L70 122L69 124H67L68 123ZM75 121H79V122H75ZM92 121H94V120H91L90 121V123L89 124H94V123H92ZM100 121V122H101ZM118 121V120H117ZM123 121V122H122ZM250 121V120H249ZM252 121V120H251ZM82 122H84V123H82ZM243 122V123H242ZM246 124H245V123ZM255 122V121H254ZM16 123H19V126L18 125H16ZM29 122L27 123L26 122V124L25 125H28L29 126V124H30ZM77 123H78V125L80 124L81 125V127L82 126H84V128L86 127V129H88V131L90 130V132H86L87 134H86V136L88 137V139H87V137L85 138V139H87L86 140V142H82L83 144H81V141H85V139H83V140H81L80 142H79V144H81L82 145V147H83V145H85V144H87L88 143V145L90 146V147H88V148H90V150L87 148V147H85V148H87L89 151H88V153H89V158H88V160L90 161L91 160V157L92 158H94V160H91L89 163L91 164H89L88 163V160H83L84 159V157L86 156L85 155V151L86 150H84V147H83V149H82V147H81V149H80V151H83L84 150V156L83 155H81V157H79V154L80 153H78L77 151H78V149H76V146H74V141H73V138H71V134L74 132L73 131V128H75V129H77L78 127L77 126H74V125H77ZM99 123V122H98ZM121 123V124H120ZM138 123V122H137ZM16 125V127H15V125ZM88 124V125H89ZM251 124V123H250ZM73 125V127L71 128V126ZM79 125V126H80ZM105 125H106V123H105ZM128 125V126H127ZM222 125V126H221ZM20 126H22V127H20ZM90 126V128H92L91 126L92 125H89ZM95 126H96V128H95ZM125 126H127V127H129L130 126V128H128V129H132V132L130 131L129 133H127V127L126 128H124ZM8 127H9V129L12 127V129H8ZM77 127V128H76ZM104 127H105V129H104ZM21 128V129H20ZM25 128H24V130H25ZM29 130H30V126L29 127H27ZM26 128V129H27ZM84 128H81L82 129V132L84 131ZM97 128H99L100 129V132H98V130L99 129H97ZM15 129V130H14ZM28 129L27 130H25V132L27 131L28 132V134L27 133H25L24 132V134L25 135H27V136H31V135H29V133H31V131H32V129H31V131H28ZM114 129V130H113ZM123 129H124V131H123ZM7 130H9L8 132H7ZM15 132H14V131ZM112 130V131H111ZM5 131H6V133H5ZM18 131V130H17ZM20 131H18L19 133V135L20 134H22V133H20ZM85 131H87V130H85ZM82 132H78V134H77V137H78V135L80 136V133L83 135V133ZM97 132H98V134H97ZM102 132V133H101ZM115 132V133H116ZM120 132H122V133H120ZM12 133V134H13ZM204 133H206V134H204ZM4 134H6L5 135V138H4ZM11 134V136H13ZM18 134H16L15 136H13L12 137V139L14 140L13 142H15L16 140H18V141H16L17 142V145H18V143H19V140H21L22 138H20V139H18L19 138V135ZM23 134V135H24ZM104 134V133H103ZM9 135V134H8ZM23 135H21L20 137H22ZM98 135V136H97ZM106 135V136H107ZM115 135V134H114ZM137 135V136H136ZM195 135H197L196 137H198L199 138V140H197L196 139V137H195ZM17 136V139L16 138H14V137H16ZM26 136V137H27ZM48 136V137H47ZM216 136V138H219V139H216L215 138V140L214 141H219V142H221V151H220V153H221V155L220 156H222V157H220V156H218L216 153L218 152V146H219V142H217L218 143V146L216 145V143H215V147L217 148V150L216 149H214L213 148V146H212V141H213V137H215ZM218 136V137H217ZM32 137V136H31ZM8 138H9V136H8ZM135 138V139H134ZM5 139H7L6 140V142H4L3 140H5ZM29 138H27L26 140H24V141H26L27 142V140H28ZM32 139H35V138H32ZM76 139V138H75ZM100 139H101V137H100ZM37 140V139H36ZM36 140H34V143H32L33 141H31L30 143V145H31V147H33L34 146V149H35V145H36V142H38V141H36ZM221 140V141H220ZM9 141H11V140H9ZM23 140H21V142H22ZM29 141H30V139H29ZM88 141V142H87ZM114 141H115V144H114ZM122 141V142H121ZM123 141H124V143H123ZM25 142V143H26ZM5 143V144H4ZM10 143H12V142H10ZM25 143H22L23 145H24V147L26 148V146H28L27 144L25 145ZM28 144H29V142H27ZM54 143V142H53ZM60 143H58V146L60 145ZM85 143V144H84ZM111 143H113L114 145H118V146H120L121 145V143L122 144H126L127 145V143L129 144V146L127 145V147H124V145H122V146H120L118 149H122V150H124L125 152H126V148L127 149H130V150H128V152L129 151H131V153H133V156H131L132 158H130L129 159V157L130 156H127L126 154H127V152H126V154L123 156V154L125 153V152H120V150H118L117 149V147L118 146H116V149H114V151H113V153L112 154H114V156H116V154L118 155V157H120V158H115L114 160L115 161H113L112 160V155H111V149H113V148H115V146L112 144L111 145ZM119 143V144H118ZM14 144V143H13ZM33 144H35V145H33ZM20 145V144H19ZM18 145V146H19ZM60 145V146H61ZM87 145V146H88ZM125 145V146H126ZM39 146H37L36 145V149H38V151H39ZM44 146V147H43ZM95 146V145H94ZM110 146H112L111 147V149H110ZM31 147H29L28 146V149L29 148H31ZM38 147V148H37ZM48 147H49V145H48ZM122 147H124V148H122ZM19 148H20V146H19ZM80 148V147H79ZM95 148V147H94ZM4 149V150H3ZM22 149V148H21ZM14 150V149H13ZM12 150V151H13ZM14 150V151H15ZM23 151H24V153L27 151H25L24 149H22ZM33 150V149H32ZM31 149H29V151H32ZM40 150H42V149H40ZM93 150V149H92ZM219 150H220V147H219ZM258 150V151H257ZM9 152L10 154H11V156H12V153H15V152H18V151H15V152ZM23 151H21L22 153H23ZM116 151H118L117 153H116ZM217 151V152H216ZM34 152V151H33ZM39 152H41V151H39ZM42 152H44L43 150H42ZM46 152V151H45ZM44 152V153H45ZM121 154H120V153ZM9 153H8V155H9ZM19 153V152H18ZM32 153V152H31ZM35 153V152H34ZM43 153V154H44ZM130 153V152H129ZM129 153H128V155H129ZM198 153V154H197ZM6 154V153H5ZM17 154V153H16ZM26 154V153H25ZM26 154V155H27ZM41 154V153H40ZM82 154V153H81ZM7 155V156H8ZM15 155V154H14ZM34 156H36V153L35 154H33ZM45 155H46V153H45ZM99 155V154H98ZM119 155H121V156H119ZM216 155V156H215ZM17 156H18V154H17ZM42 156H44L43 158H42ZM61 156V157H60ZM127 156V157H126ZM9 157V156H8ZM13 157V156H12ZM33 159H35V161L36 162H34V160H31L32 158ZM50 157V159H49V161L51 162V161H54L55 159H54V157H53V159L54 160H51V155L49 156ZM117 157V156H116ZM216 159H215V158ZM217 157H220V158H217ZM30 159L29 161H28V159ZM82 158V159H81ZM104 158L105 159H107V160H105L104 161ZM44 160V161H43ZM55 160V161H56ZM64 160V161H63ZM96 160V162L97 161H99L98 163H97V165L93 162L92 163V161H95ZM121 160H122V158H121ZM130 160V161H129ZM245 160H247V164H244L243 162H245ZM45 161V163H47ZM54 161V162H55ZM61 161H63V162H65V163H67V165H66V167H64L65 165H63L62 166V164L63 163H60ZM84 161H87L86 163H88V164H86ZM127 161V162H126ZM131 162V163H133V165L130 163V164H128L129 162ZM180 162L181 164H183L184 165V163H185V169L183 170V171H181V170H179V169H176V167H174V166H176L177 164H178V162ZM49 162V163H50ZM116 164H115V163ZM48 163V164H49ZM53 163V162H52ZM109 163H108V166H109ZM47 164V165H48ZM51 164V163H50ZM107 164V163H106ZM115 164V165H114ZM122 164V163H121ZM121 164H119L118 166L120 167V168H122L121 166H124V165H121ZM124 164V163H123ZM127 164L129 165L128 167H127ZM45 165V164H44ZM86 165H87V169H88V171H86L87 169L85 168L86 167ZM96 165V166H95ZM101 165H103L104 166V164H101ZM121 165V166H120ZM132 165V166H131ZM147 168L148 167V169H146L149 173V176H150V179H149V176H148V174H147V171H145V169L143 170V168H145L144 166ZM22 166L24 167V171L22 170ZM93 166H95L94 168H93ZM118 166H117V168H118ZM171 166V167H170ZM9 167H10V169L12 168V166H10V163H9ZM14 167H17V165L16 166H14ZM97 167V168H96ZM42 168V167H41ZM89 168H93V169H98V171L97 170H93V172L95 173L96 172V174H97V182L98 183H96L97 185H100V186H96L95 185V183H94V181L93 180H91V181H93V184H94V186H95V189L96 188H100L101 189V185L103 184V183H107L106 185L108 186V189L109 190H105V189H102V190H105V193L103 192V191H101V190H99L98 189V191H97V189L96 190H94L96 193L98 192V195L97 196H100V198L98 199V197H97V200L94 198V197H96V196H94V197H92V193H95V192H89V193H91V196H90V198H86L85 196H84V201H82L83 200V195H84V193H83V191H85V186L86 185H84V186H82L81 184H80V182H82L83 183V181H84V179L86 180V178L85 177H83L84 176V174L86 175V177H88L87 176V172H89V174H90V170H89ZM116 168V167H115ZM114 168V169H115ZM116 168V169H117ZM154 168H156L155 170H154ZM161 168V167H160ZM7 169L10 171V169L7 167ZM6 169V170H7ZM50 169V168H49ZM84 169H86L85 171V173H83V170ZM103 169V168H102ZM106 169V168H105ZM115 169V170H116ZM119 169V168H118ZM123 169V168H122ZM162 169V168H161ZM161 169H159L158 168V170L156 171L157 172V174H156V178L154 177V179H158L157 177L159 176V174H161L163 171H165V170H161ZM121 170V169H120ZM130 170V169H129ZM132 170V169H131ZM130 170V171H131ZM136 169H134V171H135ZM159 170H161V171H159ZM3 171H5V170H3ZM2 171V172H3ZM10 171V172H11ZM104 171V170H103ZM106 171V170H105ZM107 171H108V167H107ZM126 171V170H125ZM143 171H145L146 173L145 174H147L146 176H148V178H147V180L145 179V177L144 178H142V175H145V174H143ZM159 171V172H158ZM179 171H181L180 173H179ZM5 172H7V171H5ZM5 172H3L4 173V175H6V173ZM27 172V171H26ZM26 172H25V174H26ZM28 172V173H29ZM99 174H98V173ZM101 172V171H100ZM109 172V171H108ZM107 172V173H108ZM121 172H122V174L124 173H126V172H124V171H122L121 170ZM131 172H133V171H131ZM130 172V173H131ZM155 172V173H156ZM3 173H1L2 175H3ZM8 174H9V172H7ZM27 173V174H28ZM106 173V174H107ZM128 174V172H127V176L128 177H125L126 178V181H127V178H128V181L131 179L130 178V175H131V177H132V174ZM136 173V172H135ZM151 173V174H150ZM154 173V174H155ZM164 174L166 173V172H163ZM162 173V174H163ZM0 174V178H2V181H3V183L1 184V186L3 187V188H0V195H2L3 196V192L4 191H6L7 193H9L8 191L10 190V188H12V185L14 184H11L12 182H11V180H9L8 178H7V180H4L5 178H3V176ZM12 174V173H11ZM103 174H104V172H103ZM163 174V175H164ZM183 174V175H182ZM14 175V174H13ZM59 175V176H58ZM91 175H93V174H91ZM109 175H111L110 174V172H109ZM166 175V174H165ZM171 175H170V177H171ZM180 176V178H179V176ZM184 177H182V176ZM17 176V175H16ZM94 176V175H93ZM102 176V175H101ZM104 176V175H103ZM113 176H115V177H113ZM118 176V175H117ZM117 176H116V174H115V172L112 174V176H111V178L113 177V178H115L114 179V182L113 183H118L119 184V177L117 178ZM124 176H126V175H124ZM123 176V177H124ZM135 176V175H134ZM133 176V177H134ZM137 176H135V177H137ZM152 176V177H151ZM155 176V175H154ZM7 177V176H6ZM22 177H20V180H21V178ZM49 177V176H48ZM56 177V178H57ZM107 177H109L108 176V174H107ZM159 177H162V175H160ZM25 178V177H24ZM28 178V179H29ZM82 178H84L83 180H82ZM104 178H105V176H104ZM112 178V179H113ZM162 178H165L164 176L162 177ZM12 180H17L18 182H21L18 178H16L15 179V176H14V178H11ZM32 178H30V180H31ZM34 179V180H35ZM45 179L47 180V181H45ZM65 179L66 180H68L69 182L68 183H66L67 181H65ZM102 179H103V177H102ZM110 179V178H109ZM124 179V178H123ZM134 179V178H133ZM132 179V180H133ZM23 180V179H22ZM25 180H26V178H25ZM33 180V181H34ZM42 180H44L45 182L44 183H42L41 181ZM57 180V182H55ZM89 180H90V178H89ZM105 180H106V182H105ZM118 180V181H117ZM132 180H130V181H132ZM146 180V181H145ZM51 181V180H50ZM125 181V179H124V182H126ZM28 182H29V180H28ZM46 182H47V184H46ZM62 182V183H61ZM64 182V183H63ZM85 183H86V181H84ZM150 182L151 183H153L151 180H150ZM160 182V181H159ZM190 182V183H189ZM31 183V182H30ZM54 183H56V185L54 184ZM85 183H83V184H85ZM100 183V184H99ZM117 183L116 184H113V186L114 185H117ZM139 183V182H138ZM147 183V184H146ZM167 183V184H168ZM16 184V183H15ZM19 184V183H18ZM33 184H34V186L35 185H37V184H35L34 182H33ZM33 184H32V186H28V189L30 188V190H29V192H31L32 191V189L33 188H35L34 186H33ZM90 185V183H88L87 182V187L89 188V185ZM92 184V185H93ZM125 184H127V183H125ZM125 184L122 186L121 185V187H120V189L122 188V192H124L125 190L123 189V187L125 188ZM155 184V185H156ZM21 185V187H22V184H20ZM20 185H18L17 187L19 188V186ZM23 185H25V184H23ZM37 185V186H38ZM105 185V184H104ZM105 185V186H106ZM128 185V184H127ZM168 185V186H169ZM40 186V185H39ZM40 186V187H41ZM113 186H112V188H113ZM129 186V185H128ZM151 186H149V188L151 187ZM182 186V187H181ZM190 186V187H189ZM17 187H15V189H13V191H11V192H15V194L16 195H18V196H16L14 193L13 194H11V196H13V197H18L17 199L16 198H14V199H10V197H9V200H8V197H7V201H9L8 203H4L5 205H3V201L2 200H4V202L6 201L5 199H6V197L3 199V197H1L0 199H1V201H0V264H41L40 262H39V260H40V258H42L43 256H44V254L46 253V252H43V243L44 242H46L47 241V246H50V244H52V243H55V242H58V241H52V242H50L51 241V239H49V238H51L50 236H48V235H51L50 233H49V231H50V227L51 226H48L46 223V225L48 226H46L47 228H48V231L46 232V233H49V234H47V236H48V239H43L42 237H46L47 238V236H45L46 234H44L45 232H44V222L43 221H45V220H48V219H50V216L48 215V211H46L44 208V212H45V216H47V217H49L48 219L46 218V217H43V216H41V220H40V222L42 223V225L41 226H43L42 228H43V230H42V228L39 226V225H37L36 223H35V221H37L38 219H39V217L38 216H40L39 214H37L38 216H36V220H34L35 219V217H32V218H34V219H32V218H30V220L32 219V220H34V221H32L33 223H35L36 225H34L31 221H29L28 220V218H27V216L29 215V212H28V214L26 213L27 211V209L25 208L26 207V203L23 201L25 198L27 199V197H24V196H22L21 194V196L19 195V194H17V193H19V189L17 188ZM23 187H25V186H23ZM23 187H22V192L23 191H25V192H27V193H24L25 195H27L28 196V191H27V189H25V190H23ZM33 187V188H32ZM81 187H83L82 188V194H81V192H80V195L82 196V200L80 199V198H78V197H76V195L78 194V192H77V188H78V190H81L80 188ZM93 187V186H92ZM104 187V186H103ZM156 187V188H155ZM171 187V186H170ZM170 187H169V189H170ZM189 188V189H187V188ZM58 188H56L57 190H58ZM94 188V187H93ZM114 188L115 189H118V185L117 186H114ZM129 188V187H128ZM127 188V189H128ZM145 187H143V189H144ZM151 188V190H149V189H147V187H146V189L147 190H145V192L146 191H149V193H148V197L146 196V194L144 193L143 194V197H144V195L146 196L145 197V201L147 202V203H145L146 205L145 206H147V207H149V206H151V205H147V204H150V201L148 200L149 199V196H151V194H150V191H152V193L154 192L153 191V189ZM174 188H171L172 189V191L174 192ZM16 189H18V190H16ZM37 189V191H33L32 193V196H31V198L32 199H34V197H35V195L36 194H34V192H39L40 193V189H38V188H36ZM67 189V190H66ZM119 189V190H120ZM130 189V188H129ZM135 189V188H134ZM139 189H142V188H139ZM143 189H142V191H143ZM171 189L169 190V191H167V192H171ZM187 189V190H186ZM194 189H195V191L196 192H194ZM91 191H93V189H90ZM89 190V191H90ZM114 190V189H113ZM119 190H116V191H119ZM3 191V192H2ZM16 191H17V193H16ZM71 191V192H70ZM76 191V193H74ZM99 191H101V192H103V194L101 193V192H99ZM106 191L109 193L108 194V196H107V200H105V201H101L100 199H101V195H106ZM115 191V190H114ZM137 191H139V190H137ZM21 192V193H22ZM110 192H113L112 193V195H115V197H113L112 195H111V193ZM121 192V191H120ZM122 192H121V195L120 196H122L123 198L122 199H124L125 197L124 196H126V194L124 193V194H122ZM154 192V193H155ZM173 192H171V193H173ZM68 193H70V194H72V195H70V197H69V194ZM86 193V192H85ZM95 193V194H96ZM170 193V194H171ZM192 193V194H191ZM51 194V195H52ZM74 194H76L75 196H73ZM94 194V195H95ZM169 194V193H168ZM167 194V195H168ZM169 194V195H170ZM178 194H179V196H178ZM181 194V195H180ZM191 194V195H190ZM197 194V193H196ZM7 195V194H6ZM7 195V196H8ZM79 195V194H78ZM90 195V194H89ZM104 195V197H106ZM152 195V196H153ZM166 195V196H167ZM172 195V194H171ZM186 195V196H187ZM34 196V197H33ZM68 196V200L67 199H65V197H67ZM72 196V197H71ZM138 196H140V194L138 195ZM138 196H136V198H138ZM142 196V195H141ZM191 196V197H190ZM12 197V198H13ZM19 197H21V199H19ZM93 199H92V198ZM103 197V198H104ZM190 197V198H189ZM22 198H24L23 200H22ZM110 198H112V199H110ZM115 198V199H114ZM133 198V199H132ZM140 198V197H139ZM138 198V199H139ZM151 198H153V197H151ZM42 199H46V201H43ZM61 199V200H62ZM80 199V200H79ZM106 199V198H105ZM119 199H121L120 197L117 199V200H119ZM126 199V198H125ZM144 199V198H143ZM147 199V200H146ZM186 199V200H185ZM190 199V200H191ZM29 201H30V199H28ZM35 200V199H34ZM34 200H31V202L32 201H34ZM67 200V202H65ZM104 200V199H103ZM135 200V201H134ZM6 201V202H7ZM63 201H61V202H63ZM82 203H81V202ZM123 201V200H122ZM126 201V200H125ZM124 201V202H125ZM131 201H133V202H131ZM140 201H142L141 203L142 204H144L143 203V201L144 200H141L140 199ZM233 201V202H232ZM44 202V203H43ZM103 202L105 203L104 205V208H102L100 205H103ZM136 202H138V200L136 201ZM33 203H37V202H32L31 204H33ZM66 203V204H65ZM233 204L234 206H235V204L237 205L235 208V210H234V207H232L231 208V204ZM40 204V205H41ZM63 204H65V205H63ZM230 204V205H229ZM37 205V204H36ZM35 205V206H36ZM61 205V206H60ZM137 205H139L140 206V204H139V202H138V204ZM239 205V206H238ZM244 205V208H242V206ZM31 207H30V211H32L33 212V210L35 209V208H33L32 207V205H30ZM99 207V208H102L101 210L99 209H97V208H94V207ZM130 206H131V208L134 210H132L131 208H130ZM142 206V205H141ZM241 206V207H240ZM42 207V206H41ZM82 207V208H81ZM125 207H127V205H125L124 206V208ZM146 207V208H147ZM163 207V208H162ZM185 207L186 208H189V209H194L193 211H191V213L192 212H194L193 214V222L191 221V220H189L188 218H190V216H189V214L187 213V212H189L187 209H185ZM226 207H227V209H228V207L230 208V209H228L227 210V212H226ZM239 207V208H238ZM62 208V207H61ZM145 208V209H146ZM181 208L186 212V210H187V214L185 215L184 213H183V215H182V219L184 218V215H185V218H184V220H182L181 219V221L182 222H184V221H186V224H187V226L188 225H191V227H192V232H193V229H194V232H197V229H198V234L197 233H191L190 231V233H191V235H192V238H190L189 237V234H188V231L187 230H190V229H188L187 228V230H186V228H185V230L187 231V234L185 233V231H184V233H183V236H184V234L185 235H187L189 238H190V240H188L189 242L188 243H184V241H185V239L183 240H180L181 242L183 241V243L186 245H183L182 243H179L180 241H178V243L179 244H181L180 245V247H182V246H185L184 247V249L182 250V255H180V254H177L178 255V258L180 259H178L175 255H173V257H171V258H173V260H174V262H173V260H172V262L169 260L170 258H165L163 255H158L157 253L159 252V250H161V248L160 249H158L157 247L158 246H156V245H154V242L156 241V242H158V243H156L157 245H159V247H160V242L163 240L161 237H159V235H157L158 233H160V232H163V231H165L166 230V228L167 229H169L168 228V226H164V224L165 223H167V224H165V225H168L169 224V226H171V228H172V230H173V227H174V229L176 230V233L178 234V236L179 237H181V234H179L178 232H180L179 230L181 229V227H182V229H181V231L183 230V227H185V225L186 224H183L184 226H181L182 225V223H180V220H179V211H181ZM238 208V209H237ZM246 208V209H245ZM39 209V208H38ZM64 209H65V212H64ZM95 209H97L98 210V212H97V210H95ZM239 209H240V211H239ZM241 209H243V212L241 211ZM80 210V211H79ZM95 210V211H94ZM109 210V209H108ZM110 210H113L112 208H110ZM124 210V209H123ZM132 210V211H131ZM230 210V211H229ZM236 211V210H238L239 211V214L241 213V216H243V214H244V217L245 218H243L244 219V221H243V219L241 218V216H240V218L242 219V222L241 221H239V216H237V215H235V213L236 212H234V211ZM26 211V212H25ZM38 210H36V212H37ZM53 211V212H54ZM82 211H84V213L82 212ZM92 211H94V212H92ZM106 211V210H105ZM114 211L112 212V214L114 215ZM116 211V212H117ZM132 213H131V212ZM79 212H81V213H83V214H81V213H79ZM89 212H91L90 213V217L92 216L91 214L93 213H95L96 212V216H94V217H96V219L95 220H92V221H94V223H92L91 222V219H90V217L87 215V219H89L90 221H88L86 218H84V217H86V216H84V214L86 215L87 213H89ZM137 212H139V214H137ZM145 212H143V213H145ZM230 212V213H229ZM40 213V212H39ZM55 213V212H54ZM56 213V214H57ZM62 213V214H61ZM65 213V214H64ZM98 213V214H97ZM118 213H116V215L118 214ZM233 213V214H232ZM238 213V212H237ZM236 213V214H237ZM243 213V214H242ZM34 214V212L31 214L30 213V217H31V215H33ZM41 214V213H40ZM78 214H80L79 216H81L82 217V220H83V218H84V220L83 221H86V224H84V223H82V222H80L79 221V219L81 220V217L79 218V216H78ZM107 214V213H106ZM126 214V213H125ZM27 215V216H26ZM59 215V214H58ZM63 215H65V216H63ZM132 215H130L131 217H132ZM189 217H188V216ZM192 215V214H191ZM84 216V217H83ZM136 216V217H137ZM188 218H187V217ZM236 216V217H235ZM37 217H38V219H37ZM89 217V218H88ZM104 217V218H103ZM115 217V216H114ZM113 217V219H115ZM118 217H120V216H116V218H117V220L118 219H120V218H118ZM238 217V218H237ZM44 218H46V219H44ZM77 218H78V221H79V225H80V228H79V225H77L78 224V221L76 222V220H77ZM93 218V217H92ZM106 218V219H105ZM86 219V220H85ZM94 219V218H93ZM195 219V220H194ZM240 219V220H241ZM116 220V221H117ZM121 220V219H120ZM119 220V221H120ZM88 221V222H87ZM95 221H97V222H95ZM107 221L108 222H110V219L108 220L107 219ZM115 221V220H114ZM115 221V222H116ZM119 221H117L116 222V224L119 222ZM151 221V222H150ZM194 221L197 223H194ZM38 222V221H37ZM39 222V224H41ZM48 222H49V220H48ZM89 222H91L93 225H96L95 223H99L97 226L99 227V228H97V229H94V230H96L95 231V233L94 234H96L97 233V235H94V234H92V232L91 231H88V230H91V228H87V227H93V225H89L88 226V224H91V223H89ZM128 222H130V223H128ZM150 222V223H149ZM190 222V223H189ZM113 223V222H112ZM111 223V224H112ZM140 223V222H139ZM143 223H144V225H143ZM192 223H194V224H196V225H192ZM84 224V225H83ZM129 224H131V226H129L130 227V229H129V227L127 226V225H129ZM135 224L138 228L140 227V226H142L143 225V227L145 228L144 230H142V228L140 229H138V228H136V226L134 225V227H133V225ZM68 225V224H67ZM78 226V228L80 229V232H77L79 229L77 228V226ZM149 225V226H148ZM163 225V227L162 228H164V229H162V228H160L161 226ZM54 226V225H53ZM96 226V227H97ZM116 226V225H115ZM114 226V227H115ZM173 226V227H172ZM186 226V227H187ZM197 227V229L195 228V227ZM56 227V226H55ZM83 227V228H82ZM95 227V226H94ZM93 227V228H94ZM95 227V228H96ZM110 227V228H109ZM119 228H120V226H118ZM128 227V228H127ZM116 228V227H115ZM131 228H133V229H131ZM160 228V230L162 229V231H159L158 233H156V230L157 229H159ZM170 228V229H171ZM64 229H63V231H64ZM82 229H86V231L85 232H83L82 231V233H81V230ZM169 229V230H170ZM46 230V229H45ZM142 230V231H141ZM196 230V231H195ZM92 231H93V229H92ZM98 231V232H97ZM178 231V232H177ZM94 232V231H93ZM108 232H109V234H108ZM168 232V231H167ZM167 232H163V234L165 235ZM171 232V231H170ZM174 232L175 231H172L171 233H173V235H174ZM134 233H136V232H134ZM171 233H170V235H171ZM175 233V235L173 236V235H169V234H167V236L169 235V238H171V240H172V242L173 241H175L176 242V240H178L176 237H178L177 236V234ZM44 234V235H43ZM76 234V235H75ZM140 234V235H141ZM162 234V236H164ZM194 234H196L195 236H197V237H199V236H201L202 237V240L200 239V240H198L199 238H196V237H194ZM42 237H41V236ZM63 236H64V234H62ZM80 235H78L79 236V238L81 237ZM94 235V236H93ZM121 235V234H120ZM144 235H146V237H144ZM157 236V237H159L157 240H156V238H155V236H154V238H151L150 236ZM209 235H211V236H209ZM213 235V236H212ZM255 235H258V237H256ZM57 236V235H56ZM89 236V235H88ZM111 236V237H110ZM117 236V235H116ZM119 236V235H118ZM160 236H161V234H160ZM167 236H166V238H164V239H166L165 241L167 242V241H169L170 239L168 238V240H167ZM187 236H185V237H187ZM209 236V237H208ZM41 237V238H40ZM61 237V236H60ZM75 237H73V238H75ZM138 237V236H137ZM173 237H175V238H173ZM82 238V237H81ZM92 238H90V239H92ZM129 238V239H128ZM183 238V237H182ZM189 238H186V240L187 239H189ZM196 239V241H197V243H196V241H195V239ZM203 238H205V241L206 242H203L204 240H203ZM258 238V239H259ZM264 238V237H263ZM42 239H43V241H42ZM57 239H59V238H57ZM61 239V238H60ZM61 239V240H62ZM71 239V240H70ZM95 239V238H94ZM117 239H118V237H117ZM132 239V240H131ZM148 239V238H147ZM154 239V240H153ZM159 239L161 240V241H159ZM174 239V240H173ZM181 239V238H180ZM192 239H193V241H192ZM261 239V238H260ZM46 240V241H45ZM56 240V239H55ZM61 240H59L60 242H61ZM63 240V243L64 242H66V241H64ZM77 240H78V238H77ZM80 240H82V239H80ZM84 241H83V244L85 243V238L83 239ZM87 240H89V238L87 239ZM87 240H86V243H87ZM129 240H131L130 242H129ZM146 240V241H145ZM79 241V240H78ZM78 241H77V244H75V245H77L78 247H79V249L81 248V250L79 251V249H77L76 247H73V249H72V246L70 247V246H67L68 244H67V242L66 243H64V244H62V246L64 245V246H67V247H64V249H63V251H62V248H60V245L58 246V245H55L54 244V246H56V248H57V246H58V248L57 249H54V251L56 252V250H58V252H62L63 254H61V253H59V254H61V255H56V258H58V256H60V258L61 259H64V260H62V264H64L63 262L65 261V263L68 261V260H70L69 261V263H67V264H83L84 262L85 263H88L89 264V260H91V262L94 264V262L95 261H98V260H100L99 258H100V256H101V253H102V251H101V253L99 254V251H98V254H94L95 256H98V257H94V256H92L93 255V253L92 254H90V251H89V244H86L87 245V247L88 248H86V246L84 247L83 245H81V244H79L80 243V241H79V243H78ZM92 241H93V239H92ZM95 240L93 241V242H96ZM152 241H153V243H152ZM198 241H201V242H199L198 243ZM209 241H211V243H210V245L212 244V245H215V246H213L212 247V245L211 246H209L210 248L212 247L213 248V250H215V251H213L212 249V251L213 252H215L214 254H212L211 255V253H210V251H207L209 248L207 247V250H206V252L205 251H202V249L203 250H205L206 248H204L205 246H204V244H206L207 245V243L209 242ZM48 242H50V244L48 245ZM91 242V241H90ZM89 242V243H90ZM114 244H113V243ZM136 242V241H135ZM138 242V241H137ZM165 242V243H166ZM264 242V241H263ZM62 243V242H61ZM110 243L111 244H113V246L112 245H110ZM127 243H131V244H133V246H131L130 248H128V245H127ZM141 243V244H142ZM164 242L162 241V248H164V247H166V245H169V244H171V242H167V244H163ZM169 243V244H168ZM178 243L176 242V244H177V246H176V244L175 243H172L171 245H174V246H176V248L178 247ZM57 244H59V243H57ZM79 244V245H78ZM84 244V245H85ZM102 244V243H101ZM146 244H148V245H146ZM46 244L44 243V246H45ZM203 245V246H202ZM82 246H83V249H82ZM101 246H103V247H101ZM145 246H148V248H147V250H145L146 249V247ZM154 246V247H153ZM170 246V245H169ZM168 246V248H169V250H168V248H164V249H162L160 252L162 253H165V256H166V253L169 251V252H174V247H169ZM180 247H178V249H179V251H180ZM66 248V249H65ZM71 248V249H70ZM84 248L85 249H88V250H84ZM95 248V249H96ZM124 248V249H123ZM126 248H128V249H126ZM132 248H134V249H132ZM143 248H145L144 250H143ZM157 250V252H155L156 250ZM215 248V249H214ZM41 249H42V253H41ZM48 249V248H47ZM69 250V252H71V254H74V255H70V253H69V255L67 254L68 252V250ZM75 249H77L79 252H81L82 254L84 253V255L82 256L80 253H79V255H78V251L77 252H75ZM132 249V250H131ZM165 249H167V252H166V250ZM171 249V250H170ZM83 250L84 251H86V253L85 252H83ZM92 250H94V249H92ZM91 250V251H92ZM104 250V249H103ZM108 250H107V252H108ZM165 250V251H164ZM196 250V251H195ZM89 253H88V252ZM95 252L94 253H97L96 251L97 250H94ZM176 251V250H175ZM184 251V252H183ZM193 251V252H192ZM58 252H57V254H58ZM67 252V253H66ZM74 252V253H73ZM106 252V253H107ZM120 252V253H121ZM133 252L134 253H136V256H135V254H133ZM169 252L167 253V254H169ZM194 252H195V255H196V252H197V254L198 255H196V256H193V254H194ZM229 252H231V255H229ZM232 252H234L235 253V255H233V253ZM103 253H105V250H104V252ZM179 253V252H178ZM204 253H209L208 255H206V254H204ZM67 254V255H66ZM108 255H105V257L108 259H110L111 260V257H108V256H110V253H107ZM119 254V253H118ZM118 254H117V256H115V257H117V259L119 258L118 257ZM62 255H64V256H62ZM77 255L78 256H80L81 255V257H77ZM86 255H87V258L89 257L88 255H90V259L88 260L87 258H86ZM103 255V256H104ZM122 255V253L121 254H119V256L120 257H122V258H124V259H126V256L124 257V256H121ZM127 255V256H128ZM133 255V256H132ZM170 255V254H169ZM47 256V255H46ZM54 256H55V254H54ZM67 256V257H66ZM69 256H72V257H69ZM73 256H74V260L72 259L73 258ZM174 256H175V258H174ZM63 257H65V258H63ZM82 257H85L83 260L84 261H82V262H80V260H82V259H80V258H82ZM92 257H94V259L92 258ZM104 257V258H105ZM133 257V258H132ZM55 257L53 258L54 260L56 259ZM67 258H70V259H67ZM95 258H97V259H95ZM103 257L101 256V259H102ZM106 258L105 259H103L104 261L106 260ZM113 259H115L114 257H112ZM122 258H120L119 260H120V262L122 263ZM132 258V259H131ZM76 259L80 262H78V263H75V262H77L76 261ZM80 259V260H79ZM112 259V260H113ZM123 259V260H124ZM168 259V260H167ZM177 259V260H176ZM58 260H59V258H58ZM71 260L73 261V262H71ZM89 261V262H87V261ZM93 260V261H92ZM95 260V261H94ZM134 261V262H132V261ZM176 261V262H175ZM180 261V262H179ZM57 262V261H56ZM55 262V263H56ZM107 262V264H117L116 262H115V260L114 261H111V263H110V261H106ZM114 262V263H113ZM84 263V264H85ZM91 263V264H92ZM102 263V262H101ZM100 263V264H101ZM123 263H124V261H123ZM122 263V264H123ZM95 264H98V263H96L95 262ZM102 264H105V262L104 263H102Z\"/></svg>",
  "mask_w": 264,
  "mask_h": 264
},
{
  "label": "rangeland",
  "instance_id": "rangeland-1",
  "mask_svg": "<svg viewBox=\"0 0 264 264\" xmlns=\"http://www.w3.org/2000/svg\"><path fill=\"white\" fill-rule=\"evenodd\" d=\"M1 1H4V2H5L6 0H1ZM41 1H43V5H44V3L46 2V5H44V6H46L45 8L48 7L47 10H46V9L43 7V5H42V7H43L42 10H43V11L41 10V11L43 12V14H44V12H46V17H45V15H43V16H44V17H43V22H44V23H42V25L44 24V26H43V29H44V30L42 29V26L40 27L41 29H39V28L37 29L36 26L34 27V24L36 25L37 22L31 24V21H29L30 23L28 22V24H29V25L31 24L30 27H32L33 31L30 30V27H29V26L27 27L28 24L25 25V24H26L25 21H27V19L23 18V17H25V16L21 17V16H22L21 13H18V16H17V12H16V13L13 12L15 8H16L15 11H17V7H14V9H13V11H12V8L10 9V8H9L10 6H7V5H6L7 3H8V5H10V4L13 5L12 2H11L10 0H9V1L7 0V1H6V4L3 3V5H2V2H0V9H1V10H0V19H1L0 22L3 20L2 23L0 24V27H1L2 29L5 28V31H3L4 29L2 30V29L0 28V29L2 30V33H1V31H0V34H1V36H2V35H3V36H5V35L8 36V34H9L10 32L12 33V35H11V33L9 34L10 38H9V36L7 37L9 40H8L7 38L3 37V36H2V38H3V39H2L1 36H0V57L3 56V58H4V60H5V61H4L3 58H1V59H0V61H1V62H0L1 64H0V65H1L2 67H3V65H5V66L3 67V70H4L5 73H6L7 70L11 69V68L9 67L10 64H13V69H11V70L8 71V72H9V74H11L13 77H15V75L17 76V73H16V72H18V71L20 72V70L26 66V67H29L32 71H34V74H33V72H31V73L33 74V76L30 75L31 78H32V77H33L32 79L36 78V82L40 83L41 85H42L43 83H46L47 86H49L50 84H53V85H54V82L57 80L56 77H57L58 79H60V80H57V82H58V81H59V82H62L64 78H63V76H60V75H62V72H64V70H65V64H64V63H67V58H69V56L71 57V56H74V55H75L74 57L76 58V57H77L76 54H78V52H81V50H82L81 48H83V45H82V44H85V43H84V40H83L82 38L85 37L84 39L87 41L88 39H91V37H92L91 40H93V38L96 37L94 33L97 32V33L99 34V30H100V29H101L100 31H102L103 33H102V35H101V34L98 35V34L96 33L97 37H96L95 39H98V36H102V38L99 37L101 40H100V39H98V40H95V39H94L95 41H98V43H97V44L95 43V44H96V46L99 45V44H101L100 47L103 48L104 51H102L103 49H101V50L99 49V50L101 51V53H104V52H105V54L107 55L106 58L109 56V55H108V51H109V47H110V45H109V44H107V45L104 44V45H103V43H105V42H108V43H109L108 40L111 38V36H115L114 31L111 30V24H110V22H109L110 20L107 19V22H106V25H105L106 29H108V30H106V29L103 28V27H104V24H105V21H106V19H105V16H106V15L104 16V14H102V16H101V19H103L102 23H101V21H99V23H101V26H102V28H103L104 30H102V28H98L97 25L99 24V23H98V20H101L99 15H101V13H104V10H106V4H107V3H110L112 0H109V1H107V0H102L103 3H102L101 5H103V6L105 7V9L103 10V7H101V8H102V10H101L100 7H99V8H98V9H99L98 11H100L101 13L96 14V15H97L96 17L93 16V15H95V13L97 12V11H96L97 7H96V6H95V7L93 6V5L96 4V3L93 2V0H90L91 2L88 0V3L90 2L89 4L91 5V8H90V7L88 8V6H89L88 3H87L88 5H87L86 3L83 4V2H84L85 0H49V1H51L50 3H49L47 0H33V3H34V4H35V3H39V2H41ZM71 1H72V2H71ZM81 1H82L83 6H82V4H81ZM86 1H87V0H86ZM95 1H98V0H95ZM133 1H134V2H133ZM137 1H139V2H137ZM140 1H141V0H132V1H131V0H125V2H127V3H125V4H127V8L125 7V6H126L125 4H124L125 6L123 5L122 8L124 9V7H125V9H127V11H128L127 16H128V14H130V15L132 16V17H131V16L129 15L130 17H129L128 19L132 20L133 18L135 19V17H136V19H138V20H144V19L146 20V18H145L146 15H145V14L148 13V12H147L148 10L145 9V7H146L145 5L147 4V6H148V7H146V8H150V9H151V8H154V7H149V5L152 4V1H151V3H150V1H149L148 3H146V2H144V1H147V0H143L142 2H143V5H144L145 7L141 6V5H142V2H140ZM220 1H221L220 4H221V6H222V8H223V11H226V10L231 6L229 3H231V2L234 1V0H231V1H230V0H220ZM226 1H227V2H226ZM235 1H237V0H235ZM235 1L233 2V4H235ZM238 1H239V0H238ZM238 1H237V3H238ZM10 2H11V3H10ZM79 2H80V3H79ZM196 2L198 3L197 0H196V1L193 0V3L195 4V6H196V4H197ZM239 2H240V1H239ZM75 3H76V4H77V3L80 4V5H78V4H77V5L80 6L81 9H79V7L76 6V7H77V8H75L76 11H73L72 8L75 7V6H73V5H76ZM111 3H112V2H111ZM132 3H135V4H132ZM137 3H139L138 5H140V6H139L140 9L138 8V9H139L138 11H140V13H142L143 16H142V15H141V16H137V15H136V14H139V12L137 11V7H138V5H136ZM216 3H217V2H216ZM223 3H225V4L223 5ZM227 3H228L229 5H226ZM237 3L235 4V6L240 4V3H238V4H237ZM55 4H56V5H55ZM65 4H66V5H65ZM231 4H232V3H231ZM233 4H232V6H233ZM4 5H6V11H3V10L5 9V8H4ZM50 5H51V6H50ZM70 5H71V7H70ZM85 5H87V6H85ZM96 5H97V4H96ZM135 5H136V7H134V9H133V6H135ZM151 6H152V5H151ZM12 7H13V6H12ZM93 7H94V9L92 10ZM141 7H142V8H141ZM196 7H197V6H196ZM225 7H226V8H225ZM3 8H4V9H3ZM7 8H9V9H7ZM70 8H71V9H70ZM49 9H52V11L49 10ZM78 9H79V11H80L81 13L83 12L82 14L84 15V19L87 18V17H90L89 19L87 18V19L89 20V22L87 21V23H88V24L90 23L89 25H86V23H85L86 21H84V23H85V25H86L87 28H86V27H84V29H83V28H82V29L80 28V26H82V22L79 21V20H82V19H81V18L83 17L82 15H81L82 17H81L79 20L77 19V20L79 21V23L81 24L80 26H78L79 23H78L77 20H76L77 15L80 14V12L77 13ZM123 9H122V10H123ZM125 9H124V12L126 11ZM135 9H136V10H135ZM150 9H149V10H150ZM224 9H226V10H224ZM229 9H230V8H229ZM7 10H8V11H7ZM18 10H19V9H18ZM70 10H71V11H70ZM134 10H135L136 12H138V13H136ZM48 11H50V12H48ZM53 11H54V13H53ZM72 11L75 12V13L77 14V15H76V14H74V15H76L75 20H76V22H77L78 24L75 25L76 23H74V24H73V25H74V28H76V26H77V27L80 28V31L82 30L81 33L79 32L80 35L83 34V32H84V35L86 34V36L82 35V36L79 37L80 39H82V42H83L82 44H79V45L82 46V47H80V48L78 47L79 45L77 46V43H76V42H78V41H77V40H78V36H75V34H76V35H77V34L79 35V33H77L78 29H77V28H76L77 30L75 29V34H74V37H77V40L74 39L75 42H73V41L71 40V38L73 39V37H72L73 34H72L71 31L68 30V28H67V27H69V26H70L69 29H71V28L73 27L72 23L74 22V18H73V12H72ZM85 11H86V12H85ZM94 11H96V12H94ZM141 11H142V12H141ZM144 11H145V13H144ZM150 11H151V10H150ZM150 11H149V12H150ZM6 12H7V13H6ZM12 12H13V13H12ZM47 12H48L50 15H52V16H53V14H54L53 17L51 16V17L53 18V19H52L53 21L56 20L57 22H59L58 19H61V21H60V23H59L61 26L59 25L58 28L60 29V27H61L60 31L62 32V28H65V26H67L66 29L64 30L65 32H64V31H63L62 33H61V32H58L59 29H58L57 26H56V25H58L57 22H54V23H57V24H54L53 21L50 20L49 23L52 22V23H51L52 26H51V24H49V25L46 24V23H48V22H47L46 20L44 21V19H46V18L48 17L47 15H49ZM146 12H147V13H146ZM135 13H136V14H135ZM15 14H16V18L19 17V19H20V21H21L22 23L19 21L18 18H17L18 21L15 20ZM71 14H72V15H71ZM91 14H92V15H91ZM134 14H135V15H134ZM7 15H8V17H7ZM50 15H49V16H50ZM70 15L72 16L71 18H70ZM86 15H88V16L86 17ZM139 15H140V14H139ZM4 16H5V17H4ZM11 16H12V17H11ZM13 16H14V17H13ZM68 16H69V17H68ZM122 16H124V14H122V15L120 14L119 17L122 18ZM125 16H126V12H125ZM151 16H152V13H151V15L146 16L147 18L149 17V18L147 19V20H148V23H149L148 25H150V21H152V19H153V17H151ZM6 17H7V18H6ZM20 17L22 18L23 21L21 20ZM51 17H48L47 19H50ZM78 17H79V15H78ZM78 17H77V18H78ZM103 17H104V18H103ZM119 17H118V20H119V21L122 20V19H123V20H126V19H127V17H126V18L123 17L122 19H121V18L119 19ZM2 18H3V19H2ZM68 18H70V20H69ZM98 18H99V19H98ZM124 18H125V19H124ZM131 18H132V19H131ZM4 19H5V20H4ZM6 19H7V20H6ZM9 19H10V20H9ZM72 19H73V21H72ZM84 19H83V20H84ZM91 19H92L93 22H91ZM97 19H98V20H97ZM67 20H69V21L67 22V25H66V21H67ZM85 20H86V19H85ZM94 20H95V21H94ZM96 20H97V23H96ZM145 20H144V21H145ZM64 21H65V22H64ZM70 21H72V22H71L72 27H71V25H69V24H70V23H69ZM132 21H133V20H132ZM134 21H135V20H134ZM134 21H133V22H134ZM7 22H8V24H7ZM13 22H14V23H13ZM18 22H20V23H18ZM23 22H25V24H24ZM33 22H34V21H33ZM121 22H122V21H121ZM123 22H124V23L127 22L128 27H126L127 25H126V23H125V26H124V27H126V28H124V29L122 30V35L125 34V32H123V31H125V29H127V28H128V30L131 29L132 26H130V25L134 24V25H137V26H138V25H139V22H141V21H138V22H137V20H136L134 23L130 21V25H129V20H127V21H123ZM5 23H6V24H5ZM93 23H96V24H94V29L91 30V32L93 31V33H92V34H91V33L89 34V33H87V32L90 31L89 29H90L91 27L93 28ZM107 23H108V24H107ZM131 23H132V24H131ZM137 23H138V24H137ZM235 23L238 24L239 22H238V21H235ZM2 24H5L6 26L8 25V27H9L10 29L12 28L13 25L16 26L17 28H16V27H13V29L15 30L14 33L16 34V29H18V32H19V29H20V31H21V32H20V35H21V36L18 35V36H19V37H18V36H17L18 33L16 34V36L13 35V34H14L13 31H12V30L9 31V28H8V27H5V26L2 25ZM10 24H12V25H10ZM20 24H21V26H20ZM45 24H46V27H45ZM62 24H63V26H62ZM102 24H103V25H102ZM144 24H145V22H144ZM53 25H54V26H53ZM64 25H65V26H64ZM95 25H96V26H95ZM3 26H4V27H3ZM10 26H11V27H10ZM19 26H20V27H19ZM23 26H24V28H25V32H24V30H23L24 28H22ZM47 26H50L53 30H52L50 27L47 28ZM83 26H84V25H83ZM139 26H141V25H139ZM139 26H138V27H139ZM214 26H215V27H213V26H212V27H210V26H208V27H207V26H206V27L202 26V28L204 27L203 29H202L201 26H200V27H199V29H200L199 33H200V34L198 33V34L200 35L201 39L204 40L205 43L207 44V46L209 47V48L206 47V48H208V51H207V49H205V47H204V50H206L205 52L209 53V55H210V54L212 53L211 51H213V50L215 51L214 54H213V56L215 55V56H214L215 58H214L213 56H211L212 54L210 55L209 58L211 59V58L213 57L214 59H216L217 57H222V56L224 57V56L227 55L226 58L228 57L229 59H232V58L234 57V54H235V56H236L237 54L241 53L242 51H243V53L247 52V53H245V54L247 55V57L250 56L251 59H253V62H252V63H254V67H255L254 71H256L255 73H256L257 77H258L259 79H261L262 77L264 78V70L262 69L263 71H262V70L259 71L260 66L258 65V63H260V62H261V64H264V63H262V61H264V53H263L262 50H259V49H261L260 47L258 48V46H262V47L264 46V39H263V38H260L259 41H257V43H260V44H261V45H260V44L256 45L257 48L254 47V45L249 46L248 44L245 45L246 47L244 46V48H242V47L240 46L241 44H240V45L238 44V43H240V42H239V41H240V37H239V34H240L239 32H240V31H239V30H240V28H241L239 25L236 26L237 29H235V31H233V30L231 31V34H233V33L236 32L235 34H233L234 36L236 35V37L233 38V37H232L233 35L231 36L232 39H231V37H229L228 40H230V43L227 42L228 40H227V38H226L227 34H226L225 29L222 30V28H221L220 26H219V27L216 26V25H214ZM248 26H249V25H248ZM248 26H246V27H245V26H242V28L245 27L246 29H249ZM18 27H19V28H18ZM26 27H27V28H26ZM44 27H45V28H44ZM54 27H55V28H54ZM96 27H97V29H99L98 31H97V29H95ZM99 27H100V25H99ZM134 27H135V26H134ZM144 27H149V26H144ZM144 27H142V28H144ZM250 27H251V26H250ZM15 28H16V29H15ZM28 28H29L30 31L28 30ZM34 28L37 29V31H39V32H37L36 30H34ZM74 28H73V33H74ZM142 28H140V30H141ZM218 28H219V31H217ZM220 28H221V29H220ZM245 28H244V29H245ZM26 29H27V32H26ZM47 29H49V30H47ZM56 29H57V30H56ZM85 29H86V31H87V30H88V31L86 32ZM137 29H138V28H137ZM54 30H56L57 32L55 31V33H53ZM95 30H96V31H95ZM105 30L108 31V32H106V34L108 33L109 38H108V35L104 34V31H105ZM128 30H127V32H126V33H127V36L124 35V36H126V37H128V36L130 35V33L132 34V32H131L130 30H129V33H128ZM133 30H135V29L133 28ZM42 31H43V32H42ZM45 31H46V32H45ZM67 31H70V33L68 34ZM135 31H136V30H135ZM142 31H143V29H142ZM144 31H146V30H144ZM202 31L205 32V33H203ZM207 31H208V32H207ZM3 32H5V35L3 34ZM8 32H9V33H8ZM22 32H23L24 34H22ZM28 32L30 33V35H29ZM41 32L44 33V34H45V33L47 34V36L44 35V34H43L42 36H44V38H45V36H46V38H49V41H47L48 39L46 40V39H44V38H41V35L39 36V33L42 34ZM47 32H48V33H47ZM49 32L51 33V35H49V34H50ZM85 32H86V33H85ZM137 32H138V30H137ZM139 32H140V31H139ZM149 32H150V29H149ZM201 32H202V33H201ZM215 32H216V33H215ZM220 32H221V33H220ZM232 32H233V33H232ZM37 33H38V34H37ZM52 33H53L54 35H53ZM111 33H112V35H111ZM120 33H121V31L119 32V34H120ZM141 33H142V32H141ZM212 33H215V34H212ZM223 33L226 34V35H223V36H222ZM26 34H27V35H26ZM33 34H34V35H33ZM65 34H68V35L66 36ZM93 34H94V36H93ZM113 34H114V35H113ZM133 34H135V33L133 32ZM133 34H132V35H133ZM138 34H139V33H138ZM143 34H144V32H143ZM202 34H203V35H202ZM204 34H207V36L204 35ZM208 34H209L210 36H208ZM25 35H26V36H25ZM31 35H32V36H31ZM37 35H38V36H37ZM87 35H88L89 37H90V35H91V37H90V38H86V37H88ZM104 35H105V37H104ZM132 35L129 36V37L132 38V39L130 38L131 40L128 38V39L130 40V42H134L135 38L137 37V36L134 35L135 37H134V39H133V36H132ZM136 35H137V34H136ZM191 35L194 36V37L192 36L193 41H192V38L190 37ZM211 35H212V36H211ZM215 35H219L220 37H216ZM237 35H238V36H237ZM49 36H51L52 39H51V37H49ZM69 36H71V38H68ZM142 36H143V35H142ZM195 36H196V34L194 35V34H191V33H190V35L186 37V38H187V43H186V45L189 44L188 38H189V39L191 38V39H190L191 44H197V45H198V36H196V38H195ZM203 36H204V37H203ZM205 36L207 37V39H206ZM221 36H222L223 38H221ZM229 36H230V35H229ZM15 37H16V38H15ZM20 37H21V39H22V38H25L24 41L21 40L20 44H22V42H23V43L25 42V44H23L22 46H21L20 44H18V45H14V46H12V50H7V48H4V47H10L12 41H13L14 43H15V42L18 43ZM26 37H27V38H28V37H32V38H31V40L29 41V40H26ZM35 37H36V38H35ZM139 37L141 38V36H138L137 39L140 41ZM143 37H144V39L146 38L145 36H143ZM213 37L215 38V40H214ZM37 38H38V39H37ZM53 38H54V41H53L54 45L56 46V48L59 47V50H60V51H55V53H54V49H52L54 45H53V43H50V40H51V42H52ZM64 38H65V39H64ZM67 38H68L71 42H70V41L67 42ZM104 38H105V39H104ZM107 38H108V40H107ZM209 38L212 39V40H211L212 43H211L210 41H207ZM225 38H226V39H225ZM28 39H29V38H28ZM39 39H43V40L45 41V44H44V41H43V40H40V41H41V44H39V45H40V48H39V47L37 46V44H36V43H37L36 41H38V43L40 42ZM80 39H79V40H80ZM102 39H104L103 43H101ZM137 39H136V40H137ZM144 39H143V40H144ZM218 39H219V40H220V39H221V40L223 39V40H222V43L220 42V44H222V45H220V44L218 43V41H219ZM233 39H234V40H237V41H234ZM10 40H11V42H10ZM105 40H107V41H105ZM138 40H137V41H138ZM195 40H196V41H195ZM209 40H210V39H209ZM221 40H220V41H221ZM261 40H263V44L261 43V42H262ZM31 41H33V42H31ZM95 41H94V42H95ZM141 41H142V39H141ZM214 41H215V42H214ZM225 41H226V42H225ZM231 41H232V42H231ZM9 42H10V43H9ZM42 42H43V44H44L45 46H46V44L48 43V44H47L48 47L43 46ZM79 42H81V41H79ZM99 42H100V43H99ZM192 42H194V43H192ZM216 42H217L218 44H217ZM224 42H225V43H224ZM55 43H56V44H55ZM75 43H76V45H75ZM209 43H211V44H213V45H211V44H209ZM214 43L217 44V45H220V46L216 47V45H215ZM228 43H229V44H228ZM235 43H237L238 45H236ZM50 44H51L52 47L50 46ZM1 45H2V47H1ZM4 45H5V46H4ZM25 45H26V46H25ZM57 45H58V46H57ZM72 45H73V47H75V49H73ZM74 45H75V46H74ZM141 45L144 46V44H142V43H141ZM141 45H139V47L136 46V47L134 48V50H133V47H131L132 49H130V47H128L129 49H128V48H125V50L128 49L127 51H128V54H129V55H130L129 50H130V52H131V56H132L134 53H135L134 55L137 54L136 56L131 57L132 60L135 61V63H133V64L138 63V61H140V63H142V62H144V60L147 61V60L149 59V56H148V55L151 54V53H150L151 50L149 51V54L147 55L148 52L146 53V51H148V50L142 52L143 47H142ZM189 45H190V44H189ZM230 45H232L231 48H229ZM233 45H234V47H233ZM3 46H4V47H3ZM35 46H37V50H36V47H35ZM104 46H105V47H104ZM140 46H141L142 50H141ZM178 46H179V45H178ZM178 46L176 45L175 48L178 47ZM180 46H182V45H180ZM224 46H225V48H226V49H224L225 51H223V49H222V47L224 48ZM236 46H239V47H237L238 49L236 48ZM21 47H22V49H26V48H27V50L29 51V52H27V53H29V55H30V54H33V56H34L35 58L38 56V57H37V60H34V59H35L34 57H32V60H31V59H29V58H31V57L27 56V58H28L29 60H31V63H32V64L35 63V62L38 63V62L40 61L38 58L41 59V58H45V57L47 58V57H48L47 59H49V58H50L49 56H50V52H51V51H53V53H54V54H51L52 56L54 55L53 58L56 57V59H57V58H58V57H57L58 53H59V57H60V55H61V57H60V59L58 58V59L56 60V65H55V64H54V65H52V64L49 65V63H50L51 61H54V59H53V60L50 59V61H49L48 63H47V61L44 59L48 65H47L45 62H44V63H45V64H44V63H43L44 60L42 59V61H40L41 64L39 63V68H36L38 65L36 66V65H32V64H30V61L27 62V63H28V64H27L28 66H27V65H25L26 62H24V61H28L27 58H26L27 60H24V59H25L24 57H26V55H25L26 52H25L24 50L22 51ZM49 47H50V48H49ZM71 47H72L73 50L71 49ZM152 47H153V45H152ZM183 47H184V46H183ZM211 47H212V48H211ZM250 47H251V48H250ZM253 47H254V48H253ZM1 48L5 49V50H3V49H1ZM10 48H11V47H10ZM30 48H31V49H30ZM46 48H47V49H46ZM48 48H49V49H48ZM78 48H79V50H80V49H81V50L79 51ZM98 48H99V47H98ZM137 48H138V50H137ZM139 48H140V49H139ZM173 48H174V47H173ZM173 48H172V49H173ZM175 48H174V50H175ZM178 48H179V47H178ZM245 48H246L248 51H246ZM248 48H249V49H248ZM255 48H256V49H255ZM8 49H9V48H8ZM17 49H18V50L21 49V50H19L20 53H21V52H25V53H24V54L22 53V55H20V53H17V54H16V57H17V58H16V57L13 56V55H15V52H16ZM34 49H35L36 51H34ZM152 49H154V48H152ZM181 49H182V47H180V51L183 50V49H182V50H181ZM184 49L186 50L185 47H184ZM209 49H210V50H209ZM212 49H213V50H212ZM216 49H222V50L220 51V50H216ZM250 49H251V50H250ZM252 49H253V51H252ZM254 49H255V50H254ZM257 49H258V50H257ZM262 49H263V48H262ZM2 50H3V51H2ZM31 50L34 51V53H32V52L30 53ZM48 50H51V51H48ZM70 50H72V51H70ZM74 50H75V51H74ZM76 50H77V51H76ZM135 50H136V51H135ZM174 50H173V51H174ZM176 50H177V48H176ZM204 50H203V48L200 49V52L202 51L201 54L203 53ZM239 50H240V51H239ZM244 50H245V51H244ZM263 50H264V49H263ZM19 51H18V52H19ZM64 51H65V52H64ZM67 51H68V52H67ZM127 51H124V54H125V52H127ZM134 51H135V52H134ZM183 51H184V50H183ZM217 51H219V52H217ZM222 51H223V52H226L227 54L225 53L226 55H222V54H224V53H222ZM258 51H261L260 54L258 53ZM1 52L3 53V55H1V54H2ZM7 52H9V53H8L7 55H5ZM35 52H36V53H35ZM41 52L44 53V54H42ZM47 52H48V54H47ZM69 52H70V53L74 52V55H73V54L71 55ZM132 52H134V53L132 54ZM137 52H138V53H137ZM171 52H172V51H171ZM174 52L176 53V56H175V57H176L177 59H179V56L177 57V53H179V52H178V51H177V52L174 51ZM205 52H204V54H205ZM235 52H237V53H235ZM38 53L44 55V57L41 56V55H39ZM51 53H52V52H51ZM56 53H57V55H56ZM64 53L69 54V56L67 55L68 57L66 56V61H65V62H64L65 56L63 55L64 58H63V56H62V54H64ZM140 53H141V54L143 53V54H142L143 57L141 56ZM145 53H146V54H145ZM172 53H173V52H172ZM175 53H174V54H175ZM207 53H206V54H207ZM218 53H219V55H218ZM256 53H257V54H256ZM261 53H262V54H261ZM105 54H103V55L105 56ZM126 54H127V53H126ZM126 54L124 55V58H127V55H128V54H127V55H126ZM181 54H182V52H181L180 54H178V55L181 56ZM258 54H259V56H261L260 59H258V56H257ZM24 55H25V56H24ZM27 55H28V54H27ZM36 55H37V56H36ZM103 55H102V58H103ZM129 55H128V56H129ZM144 55H145V57H146L147 59H144ZM221 55H222V56H221ZM12 56H13V57H12ZM151 56H152V54H151ZM201 56H202V55H201ZM140 57H142V62H141V60H140ZM262 57H263V58H262ZM18 58H20V61L23 60V61H22V62H23L22 64L19 63L20 61H19ZM21 58H23V59H21ZM33 58H34V59H33ZM131 58L129 57V61H130ZM213 58H212V59H213ZM228 58H227V59H228ZM10 59H11V61H8V60H10ZM16 59H18V62H17ZM71 59H72V57L69 58L68 61H70ZM222 59H223V58H221L220 60H222ZM12 60H16V61H15L16 63H15L14 61H12ZM58 60H60L61 62L58 61ZM257 60H259V61H258V63L256 64L255 62H256ZM3 61H4V63H3ZM32 61H35V62H32ZM148 61H149V60H148ZM5 62H6V63H5ZM10 62H12V63H10ZM100 62H101V61H100ZM132 62H133V61H132ZM172 62H173V63H172L171 65H172V70H173V65H176L177 63H174V61H172ZM177 62H178V61H177ZM179 62H181V60H180ZM17 63H19V64H17ZM51 63H52V62H51ZM59 63H60V64H59ZM61 63L63 64V66H62L63 68L61 67V69H60V66L62 65ZM2 64H3V65H2ZM15 64H17L16 68H15V66H14ZM35 64H36V63H35ZM43 64H44V65H43ZM23 65H24V66H23ZM40 65H41L42 67H40ZM113 65H115V67H112V68H115V69H113V70H114L113 73H115L116 71H118L117 73H119L120 71H119L118 65H116L115 62H113V63L110 62V63L107 64V66H109V67H108L109 69H111L110 66H113ZM34 66H36V67H34ZM43 66H44L45 68H44ZM47 66H48V67H47ZM49 66H50V67H49ZM51 66H52V67H51ZM53 66H55V67H53ZM133 66H134V65H133ZM235 66H236V65H235ZM241 66H243V65H241ZM256 66H257V67H256ZM17 67H18V68H17ZM46 67H47V68H46ZM146 67H149V65L146 66ZM150 67H152L151 64H150ZM174 67H175V66H174ZM227 67H228V69H229L230 72H231V73H229V75H230V74H234V73H233L234 70H236V69L238 70V68L235 69V68L231 67V64H230V66H227V65L225 66V68H227ZM8 68H9V69H8ZM53 68H54V69H53ZM55 68H56V69L59 68L58 70H61V71H57ZM232 68H233L234 70H233ZM256 68H257V70H256ZM14 69H15V71H14ZM41 69H43V70L45 69V70H44L45 73H44V71H43V74H45V75H46L47 73L51 72L52 70H54V71H52L53 73L51 72L53 75L49 73L50 76H49L48 78H47V76H46L45 78H42L44 75H43V76L41 75L42 77L39 76V74H41L40 72L42 71ZM62 69H64V70H62ZM135 69H136V66H135ZM137 69H138V68H137ZM137 69H136V70H137ZM260 69H261V68H260ZM25 70H27V69H24V71H25ZM28 70H29V69H28ZM55 70H56L57 72H55ZM136 70H135V71H136ZM225 70H227V69H225ZM229 70H228V71H229ZM11 71H12V72H11ZM24 71H23V72H24ZM29 71H30V70H29ZM39 71H40V72H39ZM46 71H48V72H46ZM137 71H140V70L138 69ZM8 72H7V73H8ZM38 72H39V73H38ZM54 72H55V74H54ZM170 72H171V71H170ZM172 72H173V71H172ZM174 72H175L176 76L179 77V75H180V70H179V71L176 70V71H174ZM262 72H263V73H262ZM15 73H16V74H15ZM25 73H27V72H25ZM225 73L227 74V71H226ZM13 74H14V75H13ZM20 74H21V73H20ZM23 74H24V73H23ZM23 74H22V75H23ZM29 74H30V73H29ZM36 74L38 75V77H40V78H38V80H37V76H36ZM49 74H48V75H49ZM64 74H65V73H64ZM119 74H120V76H121V73H119ZM119 74H118V75H119ZM135 74H136V76L139 75V73H138V74L135 73ZM173 74H174V73H173ZM175 74H174L173 76H175ZM22 75H19V76H22ZM27 75H28V74H27ZM115 75H117V74H115ZM229 75H228V76H229ZM262 75H263V76H262ZM12 76H11V77H12ZM25 76H26V75L24 74V77H25ZM55 76H56V77H55ZM120 76H119L118 78L121 79ZM176 76H175V77H176ZM231 76H232V75H231ZM231 76H230V77H231ZM26 77H27V76H26ZM51 77H52V78H53V77L55 78V80H54V79H51V80H53L52 83L50 82V79H49V78H51ZM61 77H62V78H61ZM123 77H124V76H123ZM123 77H122V78H123ZM137 77H138V76H137ZM137 77H136V78H137ZM234 77L237 78V76H236L235 74H234V76H232V79H233ZM260 77H261V78H260ZM19 78H20V77H19ZM22 78H23V77H21L20 79H22ZM136 78L134 79V80H136V82H135V81H134V82H135L136 84H138L137 81L140 82V78H139V77H138L137 79H136ZM235 78H234V80H236ZM263 78H262V79H263ZM24 79L27 80L26 78H24ZM32 79H31V80H32ZM67 79H68V77H67ZM67 79H66V80H67ZM126 79H127V78H126ZM138 79H139V80H138ZM64 80H65V79H64ZM212 80L214 81L215 79H210V80L207 79V81H206V79H205V81H203V83H206V82L208 83V82H210V81H212ZM217 80H218V78H217ZM46 81H48V82H46ZM122 81H124L122 87H123L124 89H127V90H128V91H127V94H129L130 96H134V97H135V96L137 95V93L139 92V91L137 92V87H136V85L133 86V88H132V86H131L132 82H131L130 84H129V83H126L127 81H130V80L127 79V81H126V80L123 78ZM132 81H133V79H132ZM24 82H25V81H24ZM57 82H55V83H57ZM65 82H66V81H63V83H65ZM119 82H120L119 84H121V80H120ZM214 82L216 83L217 81H214ZM236 82L238 83V81H236ZM5 83H6V85H4V86H5V87L7 86L6 90H5L4 86H3V84H5ZM5 83L2 82V88H3L4 91H6V93H7V95H8V100H12V99H10V97H9L10 92L7 91V90H11V89H12V84L10 83V84H11V88H10V86H9L10 84H8V82H6V81H5ZM26 83H29V82H26ZM48 83H49V84H48ZM116 83H117V82H115V84H116ZM178 83L180 84V82H178ZM207 83H206V84H207ZM215 83H212V84H214L212 89H213L214 91H217V90H216L217 87L215 86ZM13 84H19V87H20V85H21L20 83H17V82H16V83L14 82ZM60 84L62 85V83H60ZM210 84H211V83H210ZM216 84H217V83H216ZM46 85H44V86L46 87ZM55 85L57 86L58 84H55ZM124 85H125V86H124ZM208 85H209V83H208ZM8 86H9V87H8ZM31 86H32V85H30V87H31ZM44 86H43V88L41 87L42 89L32 87V88H35L36 90L39 89V91L37 90V92H39V94H41L42 96H41V95L39 96V94L34 93V92H35V91H34L35 89H34V90H30V89H29V92H26L27 89H28V87H29V85H28L27 89H26V86L24 87V91H23V92H24V93H28V97L30 96L29 98L27 97L28 100H30V99H31L32 97H34V96H35V97H34L33 99H35L36 97L39 96V98L42 97V99H41L40 101H42V100L44 101L45 99L47 100L48 97L51 96L50 94H51V93H54L55 90H56V92L59 91V92H60L59 94H58V93H55V95L52 94L53 96H51V98L49 97V98L51 99V100L49 99V100H50V103H48V104L46 103V107H45V108H48V107H49L48 109L50 110V112H51V109H52V113H54L55 111L59 110V109L62 107V104H63V107H64V108L67 107L66 104H64V102H65V103H69V104H68V107L71 106L70 109H68V107H67V109H68V110H72V109H73V111H71V113H70V112H68V110L66 111V110H64V108H62V109H60V111L62 110L61 113H62L63 111H66L67 114H68L69 116H72V115L75 114V115H74V118H76L77 115H78V112H77L78 110H79V111H82V110L84 111V109H87V108L89 109V108H90L89 105L92 106L91 101H92V102H95V100H96V99H94V101H93V100H89V101H87V102H81V105L85 104V105H87V106H86V108H85V107H84L85 105H83V106L81 107V108H83V109H78L79 106H81V105H77V104H80V103L78 102V100H76V101L72 104V103H71V100L68 99L67 96L64 95V94H65L64 91H61L62 87H61V89H57L56 86H55L56 89L53 88V89H55L54 92H53V89H51L52 86H51V87L49 86L48 88L46 87V88L49 89V90L51 89L52 92H50L51 90H50V91L48 90V92H49V93L47 92L48 94H46V93L42 94L43 91L45 90ZM53 87H54V86H53ZM59 87H60V85L58 86V88H59ZM120 87H121V85H120ZM120 87H118V88L120 89ZM9 88H10V89H9ZM123 88H121V89H123ZM25 89H26V90H25ZM47 89H46V90H47ZM30 91H31V93H30ZM40 92H42V93H40ZM44 92H45V91H44ZM181 92H182L183 94L185 93L184 91H181ZM181 92H180V95H183V94H181ZM20 93H21V90L17 92L18 95H20ZM29 93H30V94H29ZM243 93H244V91H243ZM31 94H32V95H31ZM35 94H36L37 96H36ZM57 94H58L59 96H58ZM210 94H211V93H210ZM213 94L216 95V93H213ZM213 94H212V96H213V98H214L215 95H213ZM10 95H11V94H10ZM18 95H17V96H18ZM33 95H34V96H33ZM43 95H46L45 97H47V98L43 97ZM48 95H49V96H48ZM56 95H57V96H56ZM63 95H64L65 97H64ZM241 95H243V94H241ZM241 95H240V96H241ZM246 95H247V94H246ZM246 95H245V96H246ZM15 96H16V95H15ZM31 96H32V97H31ZM124 96H126V95H124ZM157 96H158V95H157ZM184 96H185V94H184ZM184 96L182 97L183 99H184ZM217 96H218V95H217ZM245 96L243 95V97H245ZM58 97H59L60 99H59ZM61 97H63V98L66 99V100H62ZM155 97H156V96H155ZM185 97H186V96H185ZM215 97H216V96H215ZM0 98H1V97H0ZM3 98H4V100H3L2 98H1V99L5 102V99H6L7 97H3ZM12 98H13L14 100H15V99H18V100H16L15 102H14V100L12 101V103H13V105L15 106L16 110H15L14 106H13V107H8V106H11V105H12L11 103H10V104L7 103L8 106H7V104H6V107H8V109L10 108V109L8 110L10 113H13L14 115H17V116H19V115L21 116V113H19V114H15V112H13V110L17 112L19 109H22V108H24L27 104H29V101L27 102V100H26V102H21V101H20L21 99H19V98H17V97H14V96H13ZM39 98H37V100H38ZM44 98H45V99H44ZM56 98H57L58 100H57ZM157 98H158V97H157ZM249 98H250V99H249ZM91 99H92V98H91ZM161 99H162V98H161ZM218 99H219V98H216V99L214 98L213 100H214L215 102H214L213 100H211L210 103H214L213 105L215 106V103L217 104V102H220V106H221V107H218V105H217V106H215L214 109H213V106H212L210 103H208V104L210 105V107H212V108L209 110V111H212V114H211L210 112H207V113H209V116H210L213 120L216 118V119H215L216 123H217V122H218V123H220V122H226V119H227V122H228L229 120H231V118H233V113H234V112H233L232 109H230V108H233V106L229 103V100H228V102H227L226 99H225V100L222 99V102L225 101V102L223 103L225 106H224V105H223V106H224L226 109L230 107L229 110H232V111H230V112L232 113V115H231L230 112H229V110L227 111L226 109H223V107H222V105H221L222 102L220 101V99H219V101H218ZM242 99H243V98H242ZM242 99L240 98L241 104H239L238 107H234L235 109L233 108L234 111H235L237 108H238V109H241V112H242V113H241V114H242V116H241L242 118H241V119H243V121H246V123H248V124H246L245 122H244V123H245L246 125H248V126H250V125L252 126V125H254V123H255V124H256V123H259L258 121H260V120H257L256 117H255L256 120H254V119H255V118H254V115H255V114L252 113V112L250 113L249 110H248V107H249V106H250V107H253V106L255 105L253 108H254V110H255L254 112L257 113L256 110H258V111L261 110L260 112H262V108L264 107V106H263L264 104L260 105V106H262V108L260 109V107H257L258 105H256V104H254L253 102H251V100H252V101H254V100H253L250 96H247V97H246V99H248V101L250 100L249 102H248V101L244 102V100H246L245 98H244L243 100H242ZM31 100H32V99H31ZM37 100L35 99L36 103H37ZM60 100H62V102H61L62 104H61V105H60ZM184 100H186V99H184ZM216 100H217V101H216ZM38 101H39V100H38ZM43 101H42V103H45V102H43ZM57 101H58V102H57ZM66 101H67V102H66ZM69 101H70V102H69ZM96 101H97V100H96ZM212 101H213V102H212ZM16 102H21V104H20V103H16ZM97 102H98L97 104H96V103H95V104L93 103V106H95L94 110H97V111L94 112L93 108L89 110L90 113H89L88 111L86 112V110H85V113H89V116H91V117H90L91 120H94V121H92V123H94V124H89L91 120H90L89 122H86V121H85V123H86V124L88 123L89 125H92V126H91L92 128H90V126L87 124V126L89 127L90 130H91V129H92V130H95V129H93V128H94L93 125H96V126H97V124H99V126H101V125L103 126V124H104V126L107 127V130L110 132L109 128H110V127H114L113 125L111 126V124H115V125H116V122H117V124H118V123L121 121V117H122V116L118 115L119 111H120V110H124V112H125V109H123V107H122V108L120 107L121 109L118 111L117 109H119V108H118L119 106L117 107V109H116V107H115V110L118 111V112H115V110L113 111V112L115 113V116L113 115V112L110 111V112L112 113V114H111V117H113V116L115 117V119L113 118V119H114V123H113V122L111 123V121H113L112 118L106 114V113H110V112H109L108 110H106V111H108V112H106V113L103 114L104 109H105V108L108 109L107 107H108L109 104L106 103V101H104L105 104H103V103H104L103 100H98ZM5 103H6V102H5ZM15 103H16V104H15ZM90 103H91V104H90ZM248 103H249V104H248ZM252 103H253V104H252ZM255 103H256V102H255ZM17 104H18V105L20 104V106H18ZM39 104H40V102H39ZM49 104H50V105H49ZM56 104H57V107H56L57 109L54 108ZM70 104H71V105H70ZM218 104H219V103H218ZM226 104H228V106H227ZM242 104H243V105H242ZM16 105H17V106H16ZM23 105H25V106L23 107ZM41 105L45 106V104H41ZM47 105H48V106H47ZM58 105H60L59 108H58ZM69 105H70V106H69ZM72 105H74L75 108H73ZM240 105H241V106H240ZM252 105H253V106H252ZM93 106H92V107H93ZM96 106H97V107H96ZM103 106H104V107H103ZM109 106H110V105H109ZM247 106H248V107H247ZM18 107H20V108H18ZM100 107H101V108H100ZM210 107L208 106V108H210ZM216 107L219 108V110H220V108L223 109V110H222V111H219V110L216 111V110H217ZM240 107H241V108H240ZM242 107H243V108H242ZM244 107H245V108H244ZM13 108H14V109H13ZM50 108H51V109H50ZM102 108H104V109L101 110ZM110 108H111V106H110ZM255 108H256V109H255ZM257 108H258V109H257ZM77 109H78V110H77ZM88 109H87V110H88ZM111 109H114V107L111 108ZM212 109H213V110H212ZM243 109H244V110H243ZM263 109H264V108H263ZM46 110H47V109H46ZM49 110H48V111H49ZM75 110H76V111H75ZM92 110H93V112H94L95 114H97V113H99V111H101L102 114L104 115V117L107 116L106 119H105L104 117H102L103 115H101L100 118H101V117L103 118V119H102L103 121H101L100 118L98 117L99 115L97 116V115L91 114V111H92ZM98 110H99V111H98ZM109 110H110V109H109ZM224 110H225V112H224ZM128 111H129V109H128ZM243 111H244V112H243ZM263 111H264V110H263ZM58 112H59V111H58ZM93 112H92V113H93ZM121 112H122V111H121ZM223 112H224V113H223ZM228 112H229V113H228ZM246 112H247V113L249 112V113L247 114V118H248V119L244 117V115H246ZM10 113H8V114H10ZM59 113H60V112H59ZM69 113H70V114H69ZM76 113H77V115H76ZM80 113H82V112H80ZM80 113H79V114H80ZM125 113H127V115L129 114L127 111H126ZM226 113H228V114H226ZM243 113H244V114H243ZM263 113H264V112H263ZM5 114H6V112H5ZM54 114H55V113H54ZM63 114H66V113L63 112V113L61 114V116H60V117H61L60 119H62L63 121H66V119H67V120L72 119V122L74 123L73 116H72V118H69V117L67 118V117L64 116ZM90 114H91V115H90ZM99 114H100V113H99ZM119 114H121V113H119ZM220 114H223V115H220ZM14 115H13V118H14ZM56 115H58V114L56 113ZM109 115H110V114H109ZM112 115H113V116H112ZM121 115H123V114H121ZM129 115L132 116L133 113H132V114H129ZM213 115H215V116H213ZM230 115H231V116H230ZM249 115H252L251 117H253L254 119H252ZM20 116H19V117H20ZM58 116H59V115H58ZM62 116H63V117H62ZM80 116H82V115H81V114L78 115V117H80ZM83 116H84V117L87 116L88 119H89V116H88V115L85 114V115H83ZM83 116L80 117V118L83 119ZM119 116H120V117H119ZM217 116H218V117H217ZM219 116H220L221 118H219ZM225 116L227 117L226 119H225ZM24 117H25V114L22 115V116L20 117L21 119L19 118V123H20V125H22V124H21V123H22L21 121L24 122V120H22V119H25V118H26V117H25V118H24ZM65 117H66V118H65ZM129 117H130V116H129ZM134 117H135V116H134ZM222 117H223V118H222ZM130 118L132 119L133 117H130ZM211 118H210V119H211ZM15 119H16V118H14L13 121H14ZM88 119H87V121H88ZM220 119H221V120H220ZM244 119H245V120H244ZM25 120H26L27 123H28V122L30 123V118H28L29 121H27V118H26ZM78 120L80 121L81 119H78ZM84 120H86V119L84 118L83 121H84ZM117 120H118V121H117ZM122 120H123V118H122ZM249 120H250V121H249ZM251 120H252V121H251ZM253 120H254L255 122H254ZM79 121H75V122H79ZM81 121H82V120H81ZM100 121H101V122H100ZM123 121H124V120H123ZM123 121H122V122H123ZM141 121H142V120H141ZM16 122H18V121H16ZM26 122L23 123V124H24V126H27V127L30 126V130H29L27 127H26V128L28 129V131H31V129H32L31 133H29V135H31L32 137H31V136H27V135L24 134L25 130H27L25 127H24L25 130H24V128H22V129H23V130H22L23 133L18 129V127L15 128V129H17L18 131H20V133H22V134L19 135V134H18L19 132H18L17 130L14 129L16 132L13 130L16 134L19 135V138H18V139L22 138L21 140H23L22 142H21V140H19V143H18V145L20 144V145H19L20 148H19V146L17 145V142H16V141H18V140H16L15 142H13L14 140L12 139V137L15 136L16 134H14L13 132H12L13 134H12L11 132H8L10 129H12V127H11L10 129H9V127H8L9 130H7V132H8L9 135H8V134L6 133V131H5V133L7 134L6 138L9 139V140H11V141H9V140H7V139H5V140H3V141L6 142V140H7V142H8L7 145H6L7 148H9L10 146L13 147L14 145H15V147H18L17 149H18L19 151H18V150H15L16 148H14V147L12 148V150L14 149L15 151H18L19 153H18V152H15V151L13 150L15 153H12V156H13V157H12L11 154H10L9 152H13V151H12L11 148H10V149H8V150H9V151H8L9 155H8V153L5 151V152L3 153V157H4L5 155H6L7 158H10V157H11L12 161H10V159H8L9 162H8V166H7V167L10 169V167H9V163H10V166H12V168L10 169V171H11L13 168H16V169H17V168H20V169H21V167H18V166H20V165H18L16 162L13 161V160H15V159L18 158V157L24 158V156H25V159H24V160H26V156H29V155L31 156V155H32L33 158H34V157H35V159L38 158V162H37V164H38L39 161H41V158H40L41 156H40V155H44L45 157H47L48 160L46 161V158H45L44 156H42V158L44 157V158H45V161H46L47 163H45V161L43 160L44 162H43V163L40 162L39 164H41V165H38V166H39L40 169L44 170L45 172L47 171L48 175H47L45 178L48 179V181H49L48 184H49V183L53 182L55 179H58L59 177L61 178V175H62L63 172H61V169H60L61 167H59L60 164H59V166H58V164H57V163H59L58 161L62 160V158H60V160H59V158H58V160H56L54 154H50V155H51V160H54V159L56 160V161L54 160L55 162H54V161H51V162H50V161H49V159H50L49 156H50V155L48 156V154H49V153H48V149H49V148L51 147V145H52L53 148H54L55 150H53V151H54V152H53V151H52L53 148L51 147V148H52V149L50 148V149H51V150H50L51 153H52V152H53V153L58 152V155H59L60 153L63 152V150L61 151V149H62V145H61V144H62V143H60L61 141H58L59 139H56V140H55V139H51L52 142H50V144H49V139H50V136H49V139H47L48 142H47V144H46V146H45V147H47V149L44 150V148H42V146H39L42 142L40 141V142H41V143H40L39 140H38V138H37V136H35V135L32 134V133L34 132L33 130H35V129H33V126L31 125V123L29 124V126H28V125H25ZM70 122H71V120H70ZM70 122L68 121L67 124H69ZM72 122H71V123H72ZM98 122H99V123H98ZM137 122H138V123H137ZM137 122H136V119L133 120V121L129 119V121H127L126 124L131 125V127H137L139 124H140V125L143 124V122H144V125H146V123H147V121H145L144 119H143L142 123H140V121H137ZM227 122H226V123H227ZM260 122H261V121H260ZM19 123H16V125L19 126ZM79 123H80V122H79ZM82 123H84V122H82ZM85 123H84V124H85ZM105 123H106V125H105ZM242 123H243V122H242ZM250 123H251V124H250ZM80 124H81V123H80ZM80 124H79V125H80ZM86 124H85V125H86ZM120 124H121V123H120ZM137 124H138V125H137ZM14 125H15V124H14ZM16 125H15V127H16ZM79 125H78V123H77V125H74V126H77L78 128H77V127H76L77 129L73 128V131H74V132L71 134V138H73L74 146H76V149H78L77 152L80 153V154H79V157H81V155L84 154V153H83L84 150H86V151H85V152H86V153H85L86 156L84 157L83 160H88V158H89V156H90L89 153H88V151H89L90 148H91V150H90L91 152H90V151H89V152H90V154L92 153V157L96 158V157L98 156L99 159L103 161V155L100 156L101 154L98 153L97 151H99L98 149L101 148V147H100L101 144H100L99 141L103 142V139L106 140L105 137L108 138V139H107V140L109 141L108 144H109L110 142H113L111 139L109 140V138H110L109 136H110V135H111L112 139H113V137H114V139L117 140L116 143L119 142V141L122 140V139H125V141L127 140V142H130V141L132 140V139L130 140V138H131V137H135V136H133V135H135V134L138 132V130H134V131H137V132H135V134H133L134 132L131 134V133H129V132H130V131L132 132V129H131V130L128 129V128H130V126H129V127H127L128 125L125 126L124 128L127 127L126 129L128 130L127 133H129V134L131 135V137H130V135H129V139H128V136H126L127 134H126V131H124V129H123L124 134H123L122 132H120V133H122L121 135H123V138L119 137V136H120L119 132H116L114 129H113V130H114L113 132H110V134H108L109 136L106 134V133H109V132H107V131L105 130V132H106V133H105L104 130H103V133H104V134L101 132L102 135L100 134V135H99V138H98V140H97V143H98V145H97V146H98V149H96L97 147H96L95 142L93 143L95 146L93 145V146H91V147L88 145V143H87V144L84 143V144H85V145H83L84 150H83V151H80V149H81V147H82L81 144H83L82 142H86V140L88 139V137L86 136V134H87L86 132H90V130L88 131V129H86V127L84 128V126L81 127V125H80V126H79ZM144 125H143V126H144ZM96 126H95V128H96ZM116 126H118V125H116ZM119 126H120V125H119ZM119 126H118V127H119ZM121 126H122V125H121ZM121 126H120L119 128H121ZM143 126L141 125V126H138L137 128H134V129H139L140 127H141V129H145V127H143ZM146 126H147V125H146ZM221 126H222V125H221ZM20 127H22V126H20ZM72 127H73V125L71 126V128H72ZM105 127H104V129H105ZM118 127H114V128H117V130H118ZM81 128H84V131H83V132H82V129H81ZM20 129H21V128H20ZM97 129H99V128H97ZM85 130H87V131H85ZM92 130H91V131H92ZM145 130H146V129H145ZM96 131H97V130H95V132H96ZM111 131H112V130H111ZM35 132L37 133L38 131L35 130ZM35 132H34V133H35ZM78 132H82L83 135L80 133V136L78 135V137H77ZM92 132H94V131H92ZM98 132H100V129L98 130ZM98 132H97V134H98ZM115 132H116V133H115ZM25 133L28 134L27 131H26ZM36 133H35V134H36ZM38 133H39V132H38ZM38 133H37V134H38ZM143 133H144V134H143ZM6 134H4V138H5V135H6ZM11 134H12L13 136H11ZM23 134H24V135H23ZM40 134H43V133H39L38 135H40ZM114 134H115V135H114ZM142 134H143V136H145V131L142 132ZM204 134H206V133H204ZM21 135H23V136L20 137ZM43 135H44V134H43ZM106 135H107V136H106ZM8 136H9V138H8ZM26 136H27V137H26ZM97 136H98V135H97ZM136 136H137V135H136ZM140 136L143 137V136L141 135V133H140V130H139V132H138V137H140ZM196 136H197V135H195V137H196ZM40 137H41V135H40ZM47 137H48V136H47ZM86 137H87V139H85ZM100 137H101V139H100ZM217 137H218V136H217ZM14 138L17 139V136L14 137ZM27 138L30 139V141H29V139L27 140V142H29V144H28L26 141H24V140H26ZM32 138H35V139H32ZM41 138H42V137H41ZM75 138H76V139H75ZM119 138H121V139L118 141ZM135 138H136V137H135ZM135 138H134V139H135ZM143 138H144V137H143ZM215 138H216V136L212 138V139H213V141H212V146H213V148L216 149V150H217V148H218V152L216 151V152H217L216 154H217L218 156H220V155H221L220 151H221V148H222L221 145H220L221 142H219V141L216 140L217 142H219V146H218V143H217L216 141H214ZM36 139H37V140H36ZM83 139H85V141H81V140H83ZM114 139H113V140H114ZM196 139L199 140L198 137H196ZM216 139H219V138H216ZM34 140L38 141V142H36V145L39 146V148L42 149L44 152L46 151V152H45L46 155H45V153L42 152V150H40V149H39V151H41V152H39L38 149H36V145H35V144H33V145H35V149H34V146L31 147V145H30L31 143H30V142L33 141L32 143H34ZM128 140H130V141H128ZM80 141H81V144H79ZM132 141H133V140H132ZM220 141H221V140H220ZM10 142H12V143H10ZM25 142H26V143H25ZM53 142H54V143H53ZM87 142H88V141H87ZM121 142H122V141H121ZM13 143H14V144H13ZM22 143H25V145L27 144L29 147H31V148H29V149H31V150L33 149V150H32V151H29L28 146H26V148H25L24 145H23ZM58 143H60L61 146H60V145L58 146ZM123 143H124V141H123ZM130 143L132 144V142H130ZM130 143H129V144H130ZM215 143H216V145L218 146V147L216 146L217 148L215 147ZM4 144H5V143H4ZM10 144H11V145H10ZM112 144H113V143H111V145H112ZM114 144H115V141H114ZM114 144H113V145H114ZM118 144H119V143H118ZM129 144L127 143L128 146H129ZM131 144H130V145H131ZM8 145H10V146L8 147ZM41 145H42V144H41ZM48 145H49V147H48ZM87 145H88V146H87ZM109 145H110V144H109ZM122 145H124V147H127L126 144H122V143H121L120 146H122ZM125 145H126V146H125ZM114 146H115V148H113V149H111L112 146H110V149H111V155L113 156V157H112V160H113V161H115V160H114L115 158H120V157H118L117 154H116L117 157L114 156L115 153L112 154L113 151H114V149H116V146H118V145H114ZM120 146H118L117 149H118ZM131 146H132V145H131ZM43 147H44V146H43ZM79 147H80V148H79ZM83 147H82V149H83ZM85 147H87V148L90 147V148H88V149H89V150H88V149L85 148ZM94 147H95V148H94ZM124 147H122V148H124ZM219 147H220V150H219ZM21 148L24 149L25 151L27 150L25 153L27 154V153L29 152V155H28V154L26 155V154L24 153V151H23ZM37 148H38V147H37ZM60 148H61V149H60ZM82 149H81V150H82ZM92 149H93V150H92ZM3 150H4V149H3ZM112 150H113V151H112ZM118 150H120L121 153H122V152H125V151L122 150V149H118ZM125 150H126L127 154H126V152H125V153L123 154V156L126 154L127 156H130L129 159L132 158L131 156H133V153H131V151H129L130 153L128 152V150H130V149H127V148H126ZM21 151H23V153H22ZM33 151L36 153V156L33 155V154H35ZM257 151H258V150H257ZM31 152H32V153H31ZM99 152H100V151H99ZM114 152H115V151H114ZM117 152H118V151H116V153H117ZM120 152H119V153H120ZM5 153H6V154H5ZM16 153L18 154V156H17ZM40 153H41V154H40ZM43 153H44V154H43ZM81 153H82V154H81ZM96 153H97V156H96ZM121 153H120V154H121ZM128 153H129V155H128ZM14 154H15V155H14ZM98 154H99V155H98ZM197 154H198V153H197ZM7 155H8L9 157H8ZM83 156H84V155H83ZM119 156H121V155H119ZM127 156H126V157H127ZM215 156H216V155H215ZM15 157H16V158H15ZM32 157H31V158H32ZM53 157H54V159H53ZM60 157H61V156H60ZM92 157H91V160H94V158H92ZM220 157H222V156H220ZM220 157H217V158H220ZM33 158H32L31 160H34V162H36L37 160L35 161V159H33ZM121 158H122V160H121ZM121 158H120V161H121V162H119V160L117 159V160H116V163H117V162H118L119 164L122 163L121 165H124V166H121V165H120V166H121L123 169L120 168V167L118 166L119 164H117V166H118L119 169L117 168V166H115L117 169H116L114 166H113V168H112L113 163H112V165H110L111 162H110V161H108V162L105 161V160H107V159L104 158V161H105L107 164H106V163H102V161H101V163H99V164H100V167H99V168L101 169V170H100L101 172L98 171V169H96L97 167H96L95 169H93V168L97 165V163L99 162V161L96 162V160L98 159V158H96L95 161H92V163H93V162H94V163L96 162V163H95L96 165L93 166V168H89V170L91 171L90 174H89V172H87V176L89 175L88 177H86V175H85V174H86L85 172L88 171V169H87V165H86L85 168H86L87 170H86V169L83 170V173H85L83 177H85L86 180H85L84 178H82V180L84 179V181H86V183H85L84 181H83V183H85V184H83L82 182H80V184H81L82 186L86 185V186L84 187V188H85V191H83V193H84V195H83V200H82V196L80 195V192H81V194H82V188H83V187H81V188L79 187L81 190H78V188H77V192H78L79 195H78V194L76 193V191H75L74 193H76L77 195L74 194L73 196H75V195H76V197L79 196L78 198L81 197L80 199H81L82 201H84V200H85V199H84V196H85L87 199L90 198L91 193H89V192H95L94 190L97 189V191H98V189H99V190H101V191H103V192L105 193V190H106V189L109 190V189H108V186H109V188H110V184H112V185H111V188H110V189H111L110 191H113V192H115V193L118 192V193H117V194H118L117 199H118L119 197H120L121 199H119V200L116 199L115 201L120 202V200H121V202H123V203H119V204H118V205H120L119 208H123V209H124V210L122 209L123 213H122L121 215H119L120 213H118V211L116 210V208H115V211H114V207H112L111 205H108V203H106V202H105V203H106V206L104 205V204H105L104 202H103V205H100L102 208H104V206H105L104 209H105L106 211L104 210V212H103V209H102V208H99L100 206H99V207L97 206V207H98L100 210L102 209L100 213H102V212H103V213H102L100 216L108 215V216H106V218L108 217L107 219H108V220L110 219V222H108L106 218H105L106 220H104V221H106V224L109 223L108 226H111V225H114V224L116 225V226L114 225L116 228H115L114 226H113V227L111 226V229H110V230L107 229V231L110 232V234H109V232H108V234H109V235H112V233H111L112 228H113V231L115 230L113 233L119 232L118 234H116L117 236L114 235V234L112 235V237L115 236L116 239H114V238H113V239H109V238H108L109 236L107 235V233L104 232V233H106L107 238L109 239V240L106 239V241L108 240L109 242H111L110 240H112V241L115 240L116 242H114V243H116L115 245H117V240H119V237L122 236V239H121V240H123V242H122L123 245H121V243H120L121 240H120V241H118L119 243H118L117 247H118L119 245H121L122 247L125 248L126 246H124V245H126V244H124V239H125V241H126V240H127V239H126L127 236L130 238V236H132V234L136 235V234L138 233V232H137V231H138L137 229H136L137 231H136V230L133 231L135 228H134V229L131 228V229H133V230H130V231H132V234H131L130 236H129V235H126V237H124L125 234H123V233H125V232H122V231H126V230L124 229V228H126L125 223L127 224L126 221H128V220H126V219H128V218H129V219L132 218L131 220H129L130 222H133V223L135 222V223H137V225H138V224L141 225V224H142L141 219H143V216H144L143 221L146 219V217H145L146 215H145V214H147V212H145V211L148 210V213H149V211H150L152 208L155 209L156 207H153V206H154V205L156 206V204H157L159 201H161V200H162L161 202H164V203H160V202H159L158 204H159V205L162 204V205L165 206L166 203H167L169 200H171V199L173 198V194H174V196L177 197V192H175V189L177 188V186L180 188V185H178V184H176L177 186L174 185L177 181H179V182L181 181V185H183V186H186V185H189V184H186L187 181H188L187 179H185L186 181H184V179H182V178H181V179H178L176 182H173L174 184L171 183L170 185H169L168 181L165 182V181H166L165 179L167 178L166 176H168L169 178L174 179L173 181H175V179L177 178V176H176V178H173L171 174H170V175H171V177H170V175L168 174L169 171L171 170V169L169 170V165H166V166H165L166 169L163 167L164 165H162V166L160 165V167H161L163 170H165V171H163V172H166V173H165L166 175L161 171L162 169H161L160 167H157V165H156L157 170H158V168L161 169V170H159V171H161V172L164 174V175H163V174L161 173V174H159V176L162 175V177L164 176L165 178H162V177H159V176H158V177H157L158 179H154V177L156 178V174H157L156 171H157V170H156V171L150 170L151 173H152V172H154V173L156 172L155 174L152 173L153 178L150 179V176H149V174H148L150 171L148 172V171L146 170V169H148V167L146 168V167L143 165V166L145 167V168H143V170L145 169V171H147V174H148V176H149V179H150L153 183H151L150 180H149V181H146L147 178H148V176H146V175H147V174H145L146 172L143 171V174H145V175H142V178L145 177V179H146L145 181H146V182H149V183H148V184L146 183L147 185L142 186V184H140L141 179L139 178V176H137V173H138L139 171L137 172V167L134 168L135 166H134V167L132 166L134 162H133V163L129 162V161L131 160V159H130V160L128 161V162H129L128 164L131 163V164H132V165H131L132 168L127 164V167H128V166H129V167H128V169H127V168L125 169L124 167H125L126 164H125V161H124V160H125V159L127 160L128 157L125 158V156H124V157H121ZM214 158H215V157H214ZM27 159H28V158H27ZM81 159H82V158H81ZM215 159H216V158H215ZM29 160H30V159H28V161H29ZM91 160H90V161H91ZM63 161H64V160H63ZM63 161H61L60 163H63L62 166L65 165L64 167H66L67 163H65V162H63ZM90 161L88 160V163H89ZM131 161H132V160H131ZM49 162H50L51 164H50ZM52 162H53V163H52ZM84 162L86 163L87 161H84ZM109 162H110V163H109ZM126 162H127V161H126ZM177 162H178V161H177ZM48 163H49V164H48ZM88 163H86V164H88ZM90 163H91V162H90ZM90 163H89V164H90ZM108 163H109V166H108ZM114 163H115V162H114ZM116 163H115V164H116ZM123 163H124V164H123ZM243 163H244V164H247V160H245V162H243ZM44 164H45V165H44ZM47 164H48V165H47ZM56 164H57L58 169H60V172H61V174H59L60 176L58 175L59 177H57V175H54V176H53V174H57V173H59L57 169H56V171H55V170H54L55 168L53 167L54 169L52 168L53 171H51V167H52V166H55V167H56ZM101 164H104V166L101 165ZM115 164H114V165H115ZM16 165H17V167H14V166H16ZM90 165H91V164H90ZM184 165H185V163H184ZM184 165L181 164L180 162H178V164H177L176 166H174V167H176V169H179V170L182 169L181 171H183V170L185 169V166H184ZM67 166H68V165H67ZM97 166H98V165H97ZM7 167H3V166H2V167H1V170H0V174L3 173V172H5V171L9 172V174H8L7 172H5L6 175H4V173H3V175L1 174V175L3 176V178H5L4 180H7L8 177H9V178H10V177H11V178H14V176H15V179L18 178V179L20 180V177H22V176H20L21 174L18 175V172H17V173H16L17 176L15 175V172H16L18 169H17L15 172H12V171L10 172V171L7 169ZM41 167H42V168H41ZM57 167H56V168H57ZM107 167H108V171L110 172L111 175H109V172L107 171ZM170 167H171V166H170ZM49 168H50V169H49ZM102 168H103V169H102ZM105 168H106V169H105ZM114 168H115L116 170H115ZM156 168H154V170H155ZM6 169H7V170H6ZM23 169H24V167L22 166V170H23ZM62 169H64V170L66 169V171H69V169H67V168H63V167H62ZM120 169H121L122 171L126 172V173H125V174H124V173L122 174V172H121ZM129 169H130V170L132 169L131 171H133V172H131ZM134 169H136V170L134 171ZM3 170H5V171H3ZM85 170H86V171H85ZM93 170H97L99 173H102V174H101L102 176H101V175L97 172V173L99 174V176H100V177H98V178H100L99 181H100V183H101V180H104V179L108 180V181L110 182V183L108 184V186L106 185V184L108 183V182H107V183H103V184L101 185V186H102L101 189H100V188H96V189H95V186H94V184H93V181H94V180H95L94 183H95L96 186H100V185H97V184H96V183H98V182H97V179H98V178H97V174H96V172L94 173ZM103 170H104V171H103ZM105 170H106V171H105ZM125 170H126V171H125ZM148 170H149V169H148ZM2 171H3V172H2ZM18 171H19V170H18ZM23 171H24V170H23ZM26 171H27V172H26ZM26 171H25L26 174H25V172H23V174H22V175H24V177L26 178V180H25L24 177H22L21 180H20L21 182H18L17 180H12L11 178H10V179L8 178L9 180H11V182H12L11 184L14 183V184L12 185V188H10V190L12 189L11 191H13V189H15V187H17V186L20 185V184H22V187L25 186V187H23V190L27 189V191H28V193H29L28 196L24 194V193H27V192H25V191L22 192V191H21V190H22L21 185L19 186V188L17 187L19 190L16 189V190L19 191V193H17V191H16V193L19 194V195H20V194H21V195L23 194L22 196L27 197V199H26V198H25V199L22 198V200L24 199L23 201L26 203V207H25V208L27 209V210H26L27 212H26V211H25V212H26L27 214H28V212H29V215H28V216L26 215L27 218H28V220L31 221V222L34 221V220H36V216H38L37 214H39V215H40V216H38L39 219H38V217H37V219H38L37 221H38V222L35 221V223H36L37 225H39V226L42 228L43 226H41L42 223L40 222V220H41L43 217H46L47 219L49 218V217L45 216V212H44L43 210L45 209L46 211H48L47 213H48V215L50 216V219H48L49 222H48V220L43 221V222H44V227H43V228H44V232H45L44 234H46L45 236H47V234H49V233L51 234V235H48V236L51 237V238H49V239H51L50 242H52V241H58V242H55V243H52V244H50V242H48V245L50 244V246H47V241L45 240L46 242H44L43 239H48V236H47V238H46V237H42L44 234H43L42 236L40 235V236L43 238L42 241L46 244V245L44 246V243H43V247H42V248L44 249L43 252H46V253H45L44 256H43L42 258H40V260H39V262H40L41 264H62V260H64V259H61L62 257L60 258V256H58V258H59V260H58V258H56V255H61V254H63V253H62V252H58V250H56V252H55L54 249H57L59 245H60V248H62V251H63L64 247H67V246H70V247L72 246V249H73V247H76V246H77V245H75V244H77V241H78V240L80 241V243H79V241H78L79 244L83 245L84 247L86 246V248L89 247L88 249H89V251H90V254L93 253L92 256H94V257H98V256H95L94 254H98V251H99V254H100L101 251H102L101 256H102L103 258L101 259V256H100V258L98 257L100 260H98L97 258H95V259H97L98 261H95V260H94V261H95L96 263H98V264H100L101 262H102V263L105 262V264H107V262H106L107 260L110 261V263H111V261H114V260H115V262H116L117 264H122L123 261H124L123 264H128V263H125V261H126V260H129V261H126V262H130V258L127 259V257H129V255H128L129 252H132V251H130L128 248H130L131 246H133V244L135 245L136 243H138V245L140 244L139 247L142 249V247H144V246H142L143 243L145 244V243H147L148 241H151V239H149L148 236L146 237V235H144V237H146V240H148V241H147V242H143V241H144V239H143V241H142V238H143V235H142V234H143V233L140 232V234L142 233L141 235H140V234H137V235H136V238H137V239L140 238L139 236H141V239H140V240H135V241H136V242H135V241H133V240L131 239L132 241L129 240V242L131 241V243H133V244H131V243H130V244L127 243V245L129 244V245H128V248H126V249L129 250V251L126 250V253H127V251H128V254H127L128 256L126 255V253L123 254L124 251H125L124 248H123L124 251L122 250V252H121V251H119V252L116 251L115 256H117L118 253H119V254L122 253L121 256H124V255H125V256H126V259L120 257L119 254H118V257H119V258L117 259V257L113 256L114 254H112V256H111V253H113V252L115 253V251L113 250V248H114V249L116 248L115 245L113 246L114 243H113V242H112L113 244L110 243V245H112L113 248H112V247H109V248H110V249L112 248L111 251H113V252H109V250H108V249H109V248H108L109 244H107L106 241H105V243L103 242V240L105 239L104 237H106V236L103 237V234H104V233L102 234V236L99 235V234L102 233V231H103V227L105 228V226H106L105 224L103 225V223H105V222L102 223V221H103L102 218L99 220V216H98V215H99L100 213H99V214L97 213V214H98L97 216L95 215L96 212H95L94 214L92 213V214H91L92 216L90 217V213H91V212H89V213H87L86 215L84 214V216H86V217H84V216H83V217L87 219V215H88V216L90 217L92 223H94V221H92V220H95L96 217H98L96 220H98L99 223H100V221H101V223H100V227H101L100 230H101V232L99 231V234H98V235H97V233L94 234L95 231H96V230H94V229L99 228V227L97 226L99 223H95L96 225H93L91 222H89V223H91V224H88V226H89V225H93V227H94V226H95V227L97 226V227H96V228H95V227L93 228L92 226H91V227H87L88 229L91 228V230H88V231H91L92 234L97 235V236H99V237L93 235L94 238H95V239H94V238H92V236L90 237V234H88L89 232H87L86 229H85V230L82 229V230H81V233H82V231H83V232L86 231V232H87V235H83L84 233L80 235V233H78L77 235L75 234L76 237L73 236V235H72V237L68 236V237L71 238L72 240H75V241H76V243H74V245H72L73 243H71V241H70L69 243H70L71 245H69V244H68V238H66L67 240H64L65 238L62 239V237H65V234H66V233H64V232H65L66 229L68 228V226H69V222H70V221H69L68 219H66V217H64V218H65L67 221H69V222H66V223H64V224L61 223L62 221L65 222L66 220H65V219H64V220L61 219L62 217L60 216V213H57V211H59V210L62 211V209L65 207V206H61V205H60L62 208H61V207L59 208V206H57V205L64 203V201H63L62 198H61L62 200H61V199L59 200V203L52 202V201H54V200H50V198H51V199H54V198L56 197V195H53L55 191H56V192H57V191H58V192L61 191V192H62L61 197H63L62 195L65 194V193H64L65 190H63V191H64V192H63L61 189H65V187L67 186V184H64V188H60V187H62L63 184H60V182H59L60 180L58 179V182H59V183H57V184H59L60 187H59V188L57 187V186H59V185L54 186V187H55V189H53L54 192H52V189H51V186H52V185H47V187H49V188L51 189L49 193H51V192L53 193V194L51 193L52 195L50 194L49 196H55V197H54V198L49 197V200H47V201H48L47 203H44V202H43L44 204H41V203H39L40 200H38V196H39V197L42 196L43 193L41 192V190H42L41 188H43L42 191L44 192V188L46 187V185H45V187H42L41 184H39V185L41 186V187H40V186L38 185V183H40L39 180H38V183H36V179H35L33 176L30 177V178H32V179L30 180L29 176H30L31 172H29L28 170H26ZM66 171H65V172H66ZM159 171H158V172H159ZM181 171H179V173H180ZM19 172H20V171H19ZM28 172H29V173H28ZM65 172H64V173H65ZM103 172H104V174H103ZM107 172H108V173H107ZM114 172H115L116 176L118 175L117 178H118V177L120 178V179H119V184L116 182L117 185H118V189H115V188H114V186H117V185H114V186H113V184H116V183H113V182H114V179H115L116 177L113 176V177H115V178H113V177H112L113 179L111 178V176H112V174H113ZM127 172H128V174L131 172L130 174H132V177H131V175H130V178H131L130 180H132V179L134 178L132 181H130V180L128 181V178H127V181H126V178H125V177H128V176H127ZM135 172H136V173H135ZM174 172H176V171L174 170ZM174 172H171V171H170V173H173V174H174ZM11 173H12V174H11ZM20 173H21V172H20ZM27 173H28V174H27ZM64 173H63V174H64ZM106 173L108 174L109 177H107V174H106ZM139 173H142V171L139 172ZM151 173H150V174H151ZM176 173H177V172H176ZM13 174H14V175H13ZM91 174H93L94 176L91 175ZM180 174H181V173H180ZM103 175L105 176V178H104ZM124 175H126V176H124ZM134 175L137 176V177H135ZM154 175H155V176H154ZM182 175H183V174H182ZM182 175H181V176H182ZM6 176H7V177H6ZM48 176H49V177H48ZM52 176H53V177L56 176L57 178L55 177L54 180H53V179H51ZM123 176H124V177H123ZM133 176H134V177H133ZM152 176H151V177H152ZM178 176H179V175H178ZM0 177H1V176H0ZM65 177H66L68 180L71 179L72 181H74L72 178H68V176L64 175V178H65ZM102 177H103V179H102ZM146 177H147V178H146ZM182 177H183V176H182ZM28 178H29V179H28ZM62 178H63V176H62ZM62 178H61V180H62ZM89 178H90V180H89ZM109 178H110V179H109ZM123 178L125 179L126 182H124V179H123ZM159 178H160V180H159ZM169 178H167V180H168ZM179 178H180V176H179ZM183 178H184V177H183ZM22 179H23V180H22ZM34 179H35V180H34ZM28 180H29V182H28ZM33 180H34V181H33ZM50 180H51V181H50ZM68 180L65 179V181H67L66 183L69 182ZM71 180H70V183L72 182ZM91 180H93V181H91ZM106 180H105V182H106ZM115 180H116V179H115ZM157 180L160 181V182L158 181L157 183H158V184L160 183V185L158 186V188H161V194H162V196L160 195L161 198H160L159 201H158V197H159V196L157 197V201H158V202L155 200L156 198L154 199V197H156L157 195L160 194V192H157L156 189H157V190H160V189H158V188L155 187L156 189L154 190V187L152 188V186H151L152 184H154V181L156 182ZM169 180H170V179H169ZM182 180H183V182H186V183L183 184ZM45 181H47V180L45 179ZM45 181L42 180L41 182L44 183ZM117 181H118V180H117ZM30 182H31V183H30ZM33 182H34L35 184H37L38 186H37V185L34 186ZM55 182H57V180H56ZM87 182L90 183V185L88 184V185H89V188L87 187ZM131 182H133V183L135 182L136 184H138V185H139L138 189H136L137 187H134V185H136V184L133 185V183H131ZM138 182H139V183H138ZM2 183H3L2 178H0V188H3V187H2L3 185L1 186ZM15 183H16V184H15ZM18 183H19V184H18ZM61 183H62V182H61ZM63 183H64V182H63ZM70 183H69V184H70ZM100 183H99V184H100ZM125 183H127L129 186H128L127 184H125ZM130 183H131L133 186H131ZM167 183H168V184H167ZM177 183H178V182H177ZM189 183H190V182H189ZM23 184H25V185H23ZM32 184H33V186H34L35 188L32 187V188H33L32 191L29 192L30 188L28 189V186L30 187V186H32ZM46 184H47V182H46ZM54 184L56 185V183H54ZM69 184H68L67 187H69ZM72 184H73V182H72ZM92 184H93V185H92ZM104 184H105L106 186H105ZM122 184H123V185L125 184V188L123 187V189L125 190L124 192H122V188L120 189V187H121ZM150 184H151V185H150ZM155 184H156V183H155ZM155 184H154V186H157V184H156V185H155ZM70 185H71V184H70ZM123 185H122V186H123ZM168 185H169V186H168ZM173 185H174V187H176V188H174ZM92 186H93L94 188H93ZM103 186H104V187H103ZM112 186H113V188H112ZM130 186H131L132 188H133V187L135 188V189L133 188V191H131V192H130V190H131V187H130ZM136 186H137V185H136ZM149 186H151V187L149 188ZM170 186H171V187H170ZM47 187H46L45 189H48ZM54 187L52 186V188H54ZM67 187H66V188H67ZM71 187H72V186H70L69 189H68V188H67V189L70 190ZM128 187H129L130 189H129ZM143 187H145V188H144L145 190H147V189L151 190V188H152L154 192L156 191L157 193H159V194H157L156 192H155V193H154V192L152 193V191H150L151 196H149V199H148V200L150 201V204H147V205H151V206H149V207L145 206V205H146L145 203H147V202L145 201V197L148 195L149 191H146V192H145V190L143 189ZM146 187H147V189H146ZM169 187H170V189H171V188H174V192H173L172 189H171V192H173V193H171V192H167V191L170 190ZM181 187H182V186H181ZM189 187H190V186H189ZM36 188L40 189V193H39V192H38V193H37V192H34V194H36L35 197L33 196L34 199H35V200H34V199L31 198V196H32V194H33L32 192H33L34 190L37 191ZM56 188H58V190H57ZM84 188H83V189H84ZM127 188H128V189H127ZM139 188H142L143 191H142V189H139ZM186 188H187V187H186ZM59 189H60V191H59ZM67 189H66V190H67ZM71 189H72V188H71ZM90 189H93V191H91ZM102 189H105V190H102ZM113 189H114L115 191H114ZM119 189H120V190H119ZM181 189H182V190L179 189V190H180V193H183V192H184V194L182 195L181 201H184V200H182V199H184L185 197H187V200L185 199V200H186V203H190V204L192 203V204L195 206V204H196V202H197L196 199L199 197L198 192H196L195 189H194V192H196L197 194L195 193V195H192V196L195 197V199H194V200H195V203H193L194 201H193V199H191V198H193V197L190 196V197H191V198L189 197V198L191 199V200H190V199H188V195H187V194H189L188 192H189L190 190H193V189H191V187H190V189L187 188V189H189V190L187 191V193H186L187 196L185 195V192H186V191L184 190V188H181ZM187 189H186V190H187ZM10 190L8 191L9 193H7L6 191H4V192L2 191L4 194H3V196L0 195V198L3 197V199H4V198L6 197L5 200L7 201V197H8V200H9V197L11 196V194H13V193L15 194V192H11ZM89 190H90V191H89ZM116 190H119V191H116ZM137 190H139V191H137ZM179 190L176 189V191H178V193H179ZM183 190H184V191H183ZM72 191H73V189H72ZM79 191H80V192H79ZM101 191H99V192H101ZM120 191L122 192V194H124V193L126 194V193H127L126 196H124L126 199H125V198L122 199L123 197L120 196V195H121V192H120ZM181 191H183V192H181ZM21 192H22V193H21ZM56 192H55V193H56ZM70 192H71V191H70ZM85 192H86V193H85ZM103 192H101V193L103 194ZM113 192H110L111 195H112ZM128 192H130V193H132V194H133V193H136V194H137L138 192H141V193H139L140 196H138L139 194H138V195H135V194L132 195V196L135 197V198H134L135 200H136V199L138 200L140 206L137 205V204H138V202H136L137 200H136V201L134 200L135 203H134L133 201H131V202H133L134 204H136V206H138L137 209H139V210L141 209V211L145 212V213L141 212V215H140L141 218H140V221L138 220V222H136V219H139V218H138L139 215H138V216L135 215V213H136L135 211H136V210H135V211L133 210L135 207H134V205H133L132 203H130V200H131V199L129 200V198H131V197H129L130 193H128ZM190 192H192V191H190ZM41 193H42V194H41ZM95 193H96V192H95ZM95 193H92V194H93L92 197L96 196V197H94V198L97 200V197H98V199H99L100 196H97V195H98V192H97L96 194H95ZM144 193L146 194V196L144 195V197H143V194H144ZM168 193H169V194L171 193L172 195H171V194L169 195ZM6 194H7V195L9 194L10 196H9V195L7 196ZM68 194H69V197H70V195H72V194H70V193H68ZM89 194H90V195H89ZM94 194H95V195H94ZM108 194H109V193L106 191V195L104 194L106 197H104V195H101L102 197H101L100 200H101V201H105V200H107V196H108ZM113 194H114V193H113ZM153 194H155L156 196H154ZM167 194H168V195H167ZM191 194H192V193H191ZM191 194H190V195H191ZM15 195H16V194H15ZM21 195H20V196H21ZM57 195L60 196V193H57ZM65 195H66V194H65ZM141 195H142V196H141ZM152 195H153V196H152ZM166 195H167V196H166ZM180 195H181V194H180ZM16 196H18V195H16ZM22 196H21V197H22ZM59 196H58V197H59ZM112 196L115 197V195H112ZM130 196H131V195H130ZM136 196H138V198H139V197H140V198L138 199V198H136ZM168 196H171V199H170ZM178 196H179V194H178ZM12 197H13V196L10 197L11 200L14 199V198H16V199L18 198V197H13V198H12ZM21 197H19V199H21ZM58 197H56V200H58V199H57ZM71 197H72V196H71ZM92 197H91V198H92ZM103 197H104V198H103ZM147 197H148V196H147ZM151 197H153V198H151ZM183 197H184V198H183ZM67 198H68V196L65 197V199H67ZM105 198H106V199H105ZM115 198H116V197H115ZM115 198H114V199H115ZM143 198H144V199H143ZM167 198H169V199H167ZM178 198L180 199V196L177 197V199H175V197H174L173 199H174V200H178ZM28 199H30V201H29ZM80 199H79V200H80ZM92 199H93V198H92ZM103 199H104V200H103ZM110 199H112V198H110ZM132 199H133V198H132ZM140 199H141V200H144V201H143L144 204L141 203L142 201H140ZM151 199H153V202L155 201V202H157V203L151 204V203H152ZM166 199H167L168 201H167ZM31 200H34V201H32V202H37V203H36L37 205H36L35 203L31 204V203H32ZM42 200H43V201H46V199H42ZM67 200H68V199H67ZM67 200H66L65 202H67ZM122 200H123V201H122ZM125 200H126V201H125ZM146 200H147V199H146ZM0 201H1V199H0ZM2 201H3V205H5L6 203L9 202V201H7V202L5 201V202H4V200H2ZM38 201H39V202H38ZM61 201H63V202H61ZM124 201H125V202H124ZM80 202H81V201H80ZM184 202H185V201H184ZM232 202H233V201H232ZM4 203H5V204H4ZM51 203H52L53 205L55 204L54 206L58 207V209L55 208V207L52 209V206H53V205L51 206V205H50ZM81 203H82V202H81ZM40 204H41V205H40ZM65 204H66V203H65ZM65 204H63V205H65ZM129 204H131V206L133 205V206H132L133 209L131 208V206H130V208L134 211V213H133V214H134V217H133L132 214H129V213H128L129 216H127V215H128L127 212L129 211V210H128V209H129V208H128V207H129ZM158 204H157V205H158ZM230 204H231V203H230ZM230 204H229V205H230ZM233 204H234V203H233ZM233 204H231V208L234 207V210H235V209H236L235 207H236L237 205L235 204V206H234ZM30 205H32V207L34 206L33 208H35V209L33 210L34 214L31 215V217H30V213L32 214L33 212L30 211V207H31ZM35 205H36V206H35ZM125 205H127V207L124 208ZM141 205H142V206H141ZM159 205H158V206H159ZM41 206H42V207H41ZM238 206H239V205H238ZM97 207L95 206L94 208H97ZM146 207H147V208H146ZM240 207H241V206H240ZM38 208H39V209H38ZM43 208H44V209H43ZM81 208H82V207H81ZM98 208H97V209H98ZM110 208H112L113 210H110ZM145 208H146V209H145ZM159 208H161V207H159ZM159 208H158V210H161V209H159ZM162 208H163V207H162ZM238 208H239V207H238ZM238 208H237V209H238ZM242 208H244V205L242 206ZM56 209H57V211H54V210H56ZM97 209H95V210H97ZM99 209H98V210H99ZM108 209H109V210H108ZM135 209H136V208H135ZM154 209H152V210H153V214L155 215V214L158 213L159 211H158L157 208H156L155 211L157 210V212L155 213V212H154ZM183 209H184V208H183ZM183 209L181 208V211H179V213H180V214H179V220H180V223H182L181 226H184L183 224H186V221H184V222L181 221V219H182V215H183V213L185 212ZM185 209H187V210L189 211V212H187V210H186V212L189 214L190 218H188V217H189L188 215H187L188 217H187V216H186V217H187L189 220H191V221L193 222V219H192L193 217H192V216L194 215V214H193L194 212L191 213V211H193L194 209L191 210V209L186 208V207H185ZM228 209H230V208L228 207ZM228 209H227V207H226V209H225L226 212H227ZM245 209H246V208H245ZM36 210H38V211L36 212ZM95 210H94V211H95ZM98 210H97V212H98ZM132 210H131V211H132ZM152 210H151V211H152ZM190 210H191V211H190ZM234 210H233V211H234ZM53 211H54L55 213H54ZM79 211H80V210H79ZM94 211H92V212H94ZM113 211H114V215L112 214ZM116 211H117V212H116ZM131 211H130V212H131ZM151 211H150V214H147V217H149L150 220H151V218H150L151 216H148V215H152ZM229 211H230V210H229ZM239 211H240V209H239ZM239 211H238V210L234 211V212H236V213L238 212L237 214L235 213V215H237V216L240 215V216H241V213L239 214ZM241 211L243 212V209H241ZM39 212H40L41 214H40ZM62 212H63V211H62ZM64 212H65V209H64ZM82 212L84 213V211H82ZM186 212L184 213L185 215L187 214ZM56 213H57V214H56ZM79 213H81V212H79ZM83 213H81V214H83ZM106 213H107V214H106ZM116 213H118V214L116 215ZM125 213H126V214H125ZM131 213H132V212H131ZM229 213H230V212H229ZM243 213H244V212H243ZM243 213H242V214H243ZM58 214H59V215H58ZM61 214H62V213H61ZM64 214H65V213H64ZM137 214H139V212H137ZM191 214H192V215H191ZM232 214H233V213H232ZM238 214H239V215H238ZM79 215H80V214H78V216H79ZM93 215L96 216V217H94ZM130 215H132V217H131ZM185 215H184V218H185ZM41 216H43V217L41 218ZM63 216H65V215H63ZM81 216H82V215H81ZM81 216H79V218H80ZM114 216H115V217H114ZM116 216H120L121 218H120V217H118V218H120L121 220H120V219L117 220ZM122 216H124V217L127 216L128 218H126V219L123 218V219H122ZM136 216H137V217H136ZM240 216H239V218H240ZM32 217H35V219L32 218ZM89 217H88V218H89ZM92 217H93L94 219H93ZM104 217H105V216H104ZM104 217H103V218H104ZM113 217H114L115 219H113ZM235 217H236V216H235ZM242 217L245 218V217H244V214H243V216H241V218H242ZM30 218H32V219H34V220H32V219L30 220ZM46 218H44V219H46ZM84 218H83V220H84ZM135 218H136V219H135ZM184 218H183L182 220H184ZM237 218H238V217H237ZM241 218H240V219H241ZM243 218H242V219H243ZM86 219H85V220H86ZM149 219L147 218L146 223H148L147 221H148ZM240 219H239V221L242 222V219H241V220H240ZM83 220H82V217H81V220L79 219L80 222L86 224V221H83ZM87 220L90 221L89 219H87ZM114 220H115V221H116V220H117V221L120 220V221L116 224L117 221L115 222ZM122 220H124L125 222H123ZM194 220H195V219H194ZM41 221H42V220H41ZM77 221H78V218H77L76 222H77ZM79 221H78V224H77V225H79ZM88 221H87V222H88ZM121 221H122L123 224L125 225L124 228L122 227V226H124V225H122ZM243 221H244V219H243ZM39 222H40L41 224H39ZM95 222H97V221H95ZM112 222H113V223H112ZM130 222H128V223H130ZM139 222H140V223H139ZM150 222H151V221H150ZM150 222H149V223H150ZM32 223H33V222H32ZM35 223H33V224L36 225ZM45 223H46L48 226H51V227L49 228V229H50L49 233H46V232L48 231V228H47L48 226H47ZM111 223H112V224H111ZM144 223H145V221H144ZM144 223H143V225H144ZM146 223H145L144 227L147 226ZM189 223H190V222H189ZM194 223H196V222L194 221ZM194 223H192V225H196V224H197V223H196V224H194ZM67 224H68V225H67ZM84 224H83V225H84ZM165 224H167V223H165ZM165 224H164L165 227L168 226L169 229L171 228V226H169V224H168V225H165ZM45 225H46L47 227H46ZM53 225H54V226H53ZM63 225H64L65 227H67V228L64 229L65 227H64ZM77 225H76V226H77ZM80 225H81V224H80ZM80 225H79V228H80ZM132 225H133V224H132ZM134 225H135V224H134ZM134 225H133V227H134ZM139 225H138V226H139ZM143 225L139 227L140 229L142 228V230L145 229V228L143 227ZM55 226H56V227H55ZM118 226H120V228H119ZM127 226L129 227V226H131V224H129V225H127ZM135 226H136V225H135ZM148 226H149V225H148ZM186 226H187V224L185 225V227H183V230H182V231H181L182 227H181V229L179 230L180 232L177 231L179 234H181V237H179L180 235L178 236V234L176 233V230L174 229L173 226H172V227H173V230H172V228H171L170 230L166 228V230L163 231L164 233L168 231L165 235L163 234V232L158 233L159 231H162V229L165 228V227L162 228L163 225L160 227V228H162L161 230H160V228L156 230V233H158L157 235H159V237H161V238L163 237V238H162L163 240H162V239H161V240L165 243V242H166V241H165L166 239H164V238H166L167 234L170 235V233H171L172 231H175V232H174V235H175V233H176L177 236H178V237H176V238L178 239V240H176L177 243H178V241H180V240H182V239H183V240L185 239L184 243H188V242H189L188 240H190V238H192L191 233H197V232H198V229H197V227L194 226V227L197 229V232H194V229H193V232H192L191 229H192L193 226H192V227H191V225H188L187 227H186ZM128 227H127V228H128ZM43 228H42V230H43ZM77 228H78V226H77ZM79 228H78V229H79ZM82 228H83V227H82ZM109 228H110V227H109ZM136 228H138V227L136 226ZM139 228H138V229H139ZM185 228H186V230H187V228L190 229V230H187V231H188V234H189V237L191 236L190 238H189L187 235H185V234H184V236H183L184 231H185V233L187 234V231L185 230ZM45 229H46V230H45ZM63 229H64V231H63ZM92 229H93L94 232L92 231ZM129 229H130V227H129ZM104 230H106V228H105ZM142 230H141V231H142ZM127 231H128V230H127ZM127 231H126V233H127ZM130 231H129V232H130ZM170 231H171V232H170ZM189 231H190L191 233H190ZM195 231H196V230H195ZM77 232H80V229H79ZM97 232H98V231H97ZM129 232H128L127 234H129ZM134 232H136V233H134ZM182 232H183V233H182ZM130 233H131V232H130ZM198 233H199V232H198ZM198 233H197V234H198ZM62 234H64V236H63ZM120 234H121V235H120ZM160 234H161V236H160ZM162 234H163L164 236H162ZM56 235H57V236H56ZM78 235H80L82 238H81V237L79 238ZM88 235H89V236H88ZM118 235H119V236H118ZM169 235L167 236V240H168V238H169ZM171 235H173V233H171ZM171 235H170V236H171ZM174 235H173V236H174ZM195 235H196V234H194V237H196V238H199V237H200L198 240H200V239L202 240V237H201V236L197 237L198 235H197V236H195ZM60 236H61V237H60ZM137 236H138V237H137ZM149 236H150V235H149ZM154 236H155V235H154ZM154 236H150V237H151V238H154ZM185 236H187V237H185ZM209 236H211V235H209ZM209 236H208V237H209ZM212 236H213V235H212ZM255 236L258 237V235H255ZM259 236H260L261 239L258 237L259 239L256 238V240H258V241H259V240H263V241H264V238H263L264 235H263V236H262V235H259ZM41 237H40V238H41ZM73 237H75V238H73ZM96 237H97L100 241H101L100 238L103 237V238H102L103 240H102V242H101L102 244L99 243V242H100L99 240L96 241V239H97ZM110 237H111V236H110ZM117 237H118V239H117ZM159 237L155 236L156 240H157ZM182 237H183V238H182ZM57 238H59V239H57ZM60 238H61L62 240H61ZM77 238H78V240H77ZM84 238H85L86 240L89 238V240H87V243H86V240H85V243H86V244H89L88 247H87V245H86L85 243H84L85 245L83 244V241H84L83 239H84ZM90 238H92L93 241L95 240L96 242H93L92 239H90ZM129 238H128V239H129ZM132 238H133V236H132ZM136 238H135V236H134L133 239H136ZM147 238H148V239H147ZM173 238H175V237H173ZM180 238H181V239H180ZM186 238H189V239L186 240ZM49 239H48V240H49ZM55 239H56V240H55ZM71 239H70V240H71ZM80 239H82V240H80ZM169 239H170V240L167 241V242H171V244H172V243H175V244H176L175 241L172 242L171 238H169ZM194 239H195V238H194ZM59 240H61L62 243H61ZM63 240L67 242V244H68L67 246H64V245H65L64 243H66V242L63 243ZM146 240H145V241H146ZM153 240H154V239H153ZM161 240L159 239V241H161ZM173 240H174V239H173ZM203 240H204L203 242H206V241H207V240L205 241V238H203ZM90 241H91V242H90ZM108 241H107V242H108ZM137 241H138V242H137ZM141 241H142L143 243H142ZM162 241L159 243V244H160V247H159V245L156 244V243H158V242H156V241L154 242V245L158 246V247H157L158 249L161 248V250L164 249V248H168V246L170 245L169 247H170V248H171V247H174V249H175L176 251H175V250H174V252H172V251L169 252V251H168L169 254H170V255H169V254H167V253H168V252H167V249H165L166 252H167V253H166V256H165V253H163V252L161 253V252H160L161 250H159V252H158L157 254H158V255H163L165 258H170L169 260H170L171 262H172V260H173V258H171V257H173V255L176 256L177 254L182 255V250H183L184 247L186 246V245L183 243V241H182V242L180 241L179 243H182L183 245H185V246L180 247L181 244L178 243V247H180V251H179L178 247L176 248L177 244H176V246H174L175 244H174V245H171V244L168 243L169 245H166V247L162 248V245H161V244H162ZM192 241H193V239H192ZM195 241H196V239H195ZM263 241H262V244L264 243ZM89 242H90V243H89ZM109 242H108V243H109ZM167 242H166L165 244H167ZM193 242H194V241H193ZM199 242H201V241H198V243H199ZM57 243H59V244H57ZM103 243H104L105 245L107 244L106 246H107V248H108V249H107L108 252H107V250L105 249L106 246H104ZM141 243H142V244H141ZM152 243H153V241H152ZM164 243H163V244H164ZM196 243H197V241H196ZM210 243H211V241H209V242L207 243V245L204 244V246H205L204 248H206V249H205V250L202 249V251H205V252H206L207 247H208L209 249H208L207 251H210V253H211V255H212V254L215 253V252H213V251H215V250H213V248H212V247L215 246V245H212V244H213V243H212V244H211L212 247L210 248V247H209V246H211ZM258 243H260V245H261V241H259ZM54 244H55V245H58L57 248H56V246H54ZM62 244H64V245L62 246ZM79 244H78V245H79ZM94 244L103 245V246L105 247V248H103V249L105 250V253H103L104 250H103L102 248H101V250H98V249H100V248H98L99 245H98V246L96 245V247H97L98 249H97L96 247L93 248ZM165 244H164V245H165ZM90 245H93V246H91V248L94 249V250H97V251H96L97 253H94L95 251L92 250V249H90ZM130 245H131V246H130ZM146 245H148V244H146ZM263 245H264V244H263ZM83 246H82V249H83ZM103 246H101V247H103ZM202 246H203V245H202ZM119 247H120V246H119ZM122 247H121V248H122ZM133 247H134V246H133ZM145 247H146V249L143 248V250H144V249L147 250L148 246H145ZM153 247H154V246H153ZM47 248H48V249H47ZM76 248L79 249L78 246H77ZM95 248H96V249H95ZM121 248H116V249H118V250L120 249V250H121ZM157 248H156V249H157ZM182 248H183V249H182ZM58 249H59V248H58ZM65 249H66V248H65ZM70 249H71V248H70ZM77 249H75V252L78 251ZM88 249H85V248H84V250H88ZM116 249H115V250H116ZM132 249H134V248H132ZM132 249H131V250H132ZM154 249H155V248H154ZM156 249H155V250H156ZM181 249H182V250H181ZM211 249H212L213 251H212ZM214 249H215V248H214ZM67 250H68V249H67ZM76 250H77V251H76ZM80 250H81V248L79 249V251H80ZM84 250H83V252L86 253V251H84ZM91 250H92V251H91ZM165 250H164V251H165ZM168 250H169V248H168ZM170 250H171V249H170ZM79 251H78V255H79V253H80V254L83 256L84 253L82 254V253L79 252ZM195 251H196V250H195ZM57 252H58V254H57ZM63 252H64V251H63ZM67 252H68V253H67ZM67 252H66V253H67L68 255H69V253H70V255H74V254H71V252H69V250H68ZM87 252H88V251H87ZM91 252H92V253H91ZM106 252H107V253H110V256H108V257H111V260H110L109 258L107 259V258H106L107 256L105 257V255H108ZM120 252H121V253H120ZM155 252H157V250H156ZM178 252H179V253H178ZM183 252H184V251H183ZM192 252H193V251H192ZM41 253H42V249H41ZM59 253H61V254H59ZM73 253H74V252H73ZM88 253H89V252H88ZM232 253H233V255H235L234 252H232ZM54 254H55V256H54ZM67 254H66V255H67ZM86 254H87V253H86ZM104 254H105V255H104ZM133 254H135V256H136V253L133 252ZM204 254L208 255L209 253H208V254H207V253H204ZM263 254H264V249H263ZM46 255H47V256H46ZM78 255H77L78 258L81 257V255H80V256H78ZM103 255H104V256H103ZM196 255H198L197 252H196ZM196 255H195V252H194L193 256H196ZM229 255H231V252H229ZM62 256H64V255H62ZM74 256H75V255H74ZM74 256H73V258H72L73 260L75 259ZM88 256L90 257V255H88ZM125 256H124V257H125ZM132 256H133V255H132ZM175 256H174V258H175ZM54 257L56 258L55 260L53 259ZM66 257H67V256H66ZM69 257H72V256H69ZM75 257H76V256H75ZM89 257L87 258V255H86V258H87L88 260L91 258V257H90V258H89ZM94 257H92V258L94 259ZM104 257L106 258L105 261L103 260V259H105ZM112 257H114L115 259H113ZM136 257H137V256H136ZM176 257L178 258V255H177ZM63 258H65V257H63ZM84 258H85V257L80 258V259H82V260L79 259L80 262L84 261V260H83ZM120 258H122V259H121V260H122V263H121L120 260H119ZM132 258H133V257H132ZM132 258H131V259H132ZM179 258H180V257H179ZM179 258H178V259H179ZM67 259H70V258H67ZM112 259H113V260H112ZM123 259H124V260H123ZM171 259H172V260H171ZM132 260H134V261L137 262V258H135V257H134V259H132ZM132 260H131V261H132ZM167 260H168V259H167ZM174 260H175V259H174ZM174 260H173V262H174ZM176 260H177V259H176ZM179 260H180V259H179ZM56 261H57V262H56ZM69 261H70V260H68L66 263H65V261H64L63 263H64V264H67V263H69ZM76 261H77V262H75V263H78V262H79L77 259H76ZM86 261H87V260H86ZM89 261H90V262H89ZM89 261H87V262H89V264H91V263H92L91 260H89ZM92 261H93V260H92ZM134 261H132V262H134ZM55 262H56V263H55ZM71 262H73V261L71 260ZM80 262H79V263H80ZM95 262H94V264H95ZM136 262H134V264H136ZM175 262H176V261H175ZM179 262H180V261H179ZM84 263H85V262H84ZM84 263H83V264H84ZM102 263H101V264H102ZM113 263H114V262H113ZM130 263H131V262H130ZM130 263H129V264H130ZM70 264H71V263H70ZM80 264H81V263H80ZM85 264H88V263H85ZM92 264H93V263H92ZM111 264H112V263H111Z\"/></svg>",
  "mask_w": 264,
  "mask_h": 264
}]
</instances>
